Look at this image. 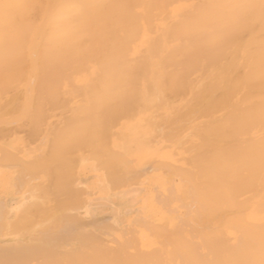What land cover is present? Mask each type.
<instances>
[{"label": "bare ground", "instance_id": "6f19581e", "mask_svg": "<svg viewBox=\"0 0 264 264\" xmlns=\"http://www.w3.org/2000/svg\"><path fill=\"white\" fill-rule=\"evenodd\" d=\"M74 86L78 87V88L83 87V88H81L83 90H84V88H86V91L88 90V92L90 89H92V90L93 89H99L98 92L96 90H94V92L92 91L93 93H90L91 91L89 93L86 92L87 94L90 95V98L94 99L96 104H98L97 101L103 102L104 100L105 101H104L103 105L105 104V102H106V105L108 104L107 102H110L109 104L113 103V105L115 103L118 104V102H120V101H122V102L126 101V103H128L129 100H134V99L136 102L137 101L139 102L140 101L139 98L149 100L150 97H154V100L156 99L158 101H161L164 104L170 103V105H169L170 109H167V110L168 111L171 110V112L173 114L170 112H166L167 110H164L166 108L162 107L163 108L162 110L164 113L172 114V116L175 115V113H176L179 117H185V116H187L188 118L191 117L190 120L192 122L189 121V123L195 122L194 125L192 124V126H194V132L192 133L191 130H189V131H191V133L194 134V135H192L194 137H190L191 133L189 135V131H188V133L186 132V129H190L192 126H188L189 128L183 126L185 129L184 130V129H182L183 127L180 125L182 127L181 128L179 126L182 129L181 132H183V133H181V134H183V136H182V138L184 137L183 139L181 138V140L180 139L177 140V137H176L175 138L176 140L175 139L172 140V138H171L172 141L175 140L174 146L172 145L173 144L172 141H171L172 143L170 141L165 142V140L169 137V135H168V137L165 136V138L163 136L162 142L160 141V144L164 145L162 148L165 147V144H163V142H165V143L169 144V145H167V147L170 146V149L172 146L173 147L176 146L179 148L181 147V150H182L183 144H184V146L189 148L188 145H191V143H193L192 139L194 138V144H192V145H194L193 146L194 148L191 145V147L194 150L193 149L191 150L190 149L191 147L189 148L191 150L190 153L187 151L186 147H183V150H182V153L184 152V149H185V153L186 152L188 153V155H187V153L186 154L184 153V157L182 156L183 159L185 158V160H186L187 156L189 159L190 155L191 154L193 155L190 158V160H191V162L194 161V163H191L190 160L187 159V161H189L188 164L190 163V165L184 164L185 161L184 160L182 161V159H180L182 157L178 158L177 154L175 157V155L172 154L173 150L167 151L168 153L172 152V153H170V155L172 154L173 156L172 155L171 156L169 155V156L171 159H173V160H171L173 162V164H174V162L176 163L175 160H177V162L184 164V165L181 164L182 167H181V169H179L180 167L177 168L176 165L174 167L170 163L171 161L167 162V164H169V165L171 164V166H170L171 172H173V169H174V171L176 168L178 169V171L177 170L175 171V172H177V174L174 172L175 179L178 178L179 176L181 178V176H182L181 179H184V180H182V182L181 181H178V182H180V187L182 185V188L184 186L185 189L189 190V191L188 190H186V191L188 192V195L189 194L192 195V197H191V195H189L190 200H192L194 197H195L194 199H196V200L193 199L194 201L192 200V203H191V201L187 200L188 203L189 202L191 203V204H188L187 202H184V200H186V198L184 197L183 198L184 204H183L182 200L180 202L183 205H186L187 207L186 206L183 207L182 204H179L180 210L185 209L184 211L186 212V214H185L186 216L190 215L189 212L191 213V211L187 212L186 208H190L191 210L193 209L192 213H195L194 215L197 216V217H195L192 214L193 218L194 217L196 218V219L194 218V220H196V221L192 222V223L196 222L195 223L196 227H194L197 229L196 230L197 232H195L196 234H191L192 235V238H191L190 234H189L190 236H188L184 233L187 231L182 232L184 230L183 226H180L177 229V232H178L179 230L181 231V228H183V230L181 232L184 233V235L182 236L181 232L179 231L177 237L182 238V237L186 236L188 238L189 237L191 238L189 240L190 243L186 237L185 238L187 240L186 239L182 240L180 238L177 240L178 241L180 240V243H183V241H184L183 244H184V247H186V248H187V246H185V245H188V246H191V248L195 247L196 249L192 248L191 251H193V252H191L190 251L191 248H187L188 249L187 252L189 251V253H191V254L186 253L185 252L186 249H184L182 251V254L184 252L185 256L183 257L181 254L182 257L181 258L178 257L177 259L180 258L182 260V259L188 257L187 259H184V260L186 262L187 261L190 262L189 260H191V262L189 264H191L192 261L194 262L192 264H264V0H16L15 7L8 9L4 15L0 16V93H2V94L5 93L8 97H10L9 93H7L8 89L13 88L10 90L11 91L13 90L16 92V90H14V88L20 87V89H21L20 92H22L23 94H26V97L29 96L32 98L33 95H30L29 92L33 91V89H35V90L38 89V90H36L37 91L36 93L33 91L35 93L34 95L36 98L39 97L38 99H40L43 97H50L53 100L55 98L54 96L58 95V98L56 97L57 100L58 101L60 100L62 102V103L60 102V104L58 102V104L60 106L62 105L61 108L59 105H57L58 109H60V111H61L64 107H66V109H68V112L70 113V111L72 110L71 105H70V104H72L71 99L73 98V96L77 95V93L74 94L73 92H75V90H76V92H79V89H80L79 88L77 91V88H75ZM62 87H65V88L62 89ZM69 87L75 88L73 90H71L72 88L70 89L73 92L69 91ZM26 88H30V89L27 90ZM31 88H33V89H31ZM57 88L59 89V91H60V89L64 90V93H65V89L67 88L68 89L67 92L70 93V94H68V96L70 95V96H72V98L70 96H69L70 98H67L65 96L62 97L63 95H66V93L63 94V91L61 90L62 92L61 91L60 92L63 94V95H61L60 92L57 90ZM140 88H142V90L143 89H147V90H146V92L144 90H143L144 92H140V91H138V89H140ZM152 89L156 91L155 94H153L154 91H152ZM4 90H7V91L5 92ZM39 90H42V91H39ZM83 90H82V93H83ZM1 91H4V92H1ZM13 91L10 92L12 95H14ZM27 91H28V93H27ZM54 91H56V92H54ZM20 92H18V94L20 96L18 94L16 96V93H17L16 92L13 97H10L11 99L10 98L4 99L5 97L4 98L1 97V94H0V98H3V99H1V100H3V102H6V104H8V102H9L10 105L12 106L14 103H12L11 101L15 100V98L17 99V97H18L17 100L18 101L21 100L20 101L21 103L19 102V105H18L17 104L18 101H17V103H15L14 106L18 105L19 107L17 106L16 108L21 109V106L25 105L28 102V99H26L25 95L22 96L23 94L21 95ZM57 92H58V94H56ZM82 93L77 95L78 97H76V100L79 98V96L82 95ZM5 94H4V96H6ZM31 94H32V92H31ZM89 95H85V96L88 97ZM83 96H84V94L81 96L82 98L80 97L79 101H76L73 98L74 99L73 100L74 106H76L78 104V106L75 108H79V106H80L83 109V106L85 105V101H86L85 96L84 97ZM22 97H25V98L22 99ZM29 97H27V98H29ZM35 97H33V98H35ZM59 97H60V99H59ZM33 98L32 99L29 98L31 103L34 101ZM56 98H55V100H56ZM63 98H64V100L62 101ZM25 99H26V103L24 101ZM44 99L46 100V98H44ZM69 99H70V101H69ZM88 99H89V97H88ZM113 100H116L115 103ZM117 100H118V102H117ZM68 101L70 102V104ZM83 101H84V103H82ZM36 102H38V100ZM36 102L35 103L33 102V103H34V105H36V108H37L38 106H37ZM47 102H48V100H47ZM79 102H81V104H84V105L81 106V104ZM122 102H120V103H122ZM171 102L183 103L186 105V106L184 105V107H186V109L183 110L181 108L182 110H178V109H180L179 107H181L180 103H178L177 108H176L175 107L176 104H173ZM33 103L30 105V107L33 106ZM44 103H46V101H44ZM139 103H140V105L142 103L145 106V104H144L145 102L143 103L142 101H140ZM139 103H138V105H139ZM21 104H23V105H21ZM51 104H52V102H51ZM51 104L49 103L48 107ZM63 104H64V106H63ZM171 104H173V105H171ZM183 104H182V106H183ZM10 105L8 106V108L11 107ZM26 105H28V104H26ZM38 105H39V103H38ZM90 105H92V104H90ZM106 105L104 106L105 111H106V109H108L110 107V106L107 107ZM127 105H130V104L128 103ZM138 105L133 106L134 109L136 108L134 110V112L136 114H139L141 110L143 111V112L141 111V113H144V108L147 106L151 107L149 105L153 106V103L146 105L143 109H142L143 105H141L142 107H141V110L139 111V113H137L138 111L136 112V110H139V108H137ZM51 106L49 107V109H47L48 107L46 106L47 110L44 108L43 109L46 110L51 115H52V111H53L54 112L53 116L55 117L54 120L56 119V117H58L59 119H61L60 121L63 122L68 118L67 117L65 120H63L64 118H61V116L64 114L68 115V112H66V109H65L66 113H64V114H61V113H63L61 111V113H60L61 116L58 113L59 111L58 112L56 111L57 114H59L58 116H56V115H54V114H56L54 110H58L57 106H55L54 104ZM100 106H102V105L98 104L95 106L97 110L94 108V106H89V107H93V109L88 107V109L91 110V111L89 110V112H91V113L88 112L89 114L88 113L85 114V116L89 115L86 117L87 119H84L85 117H83L84 120L82 118H80V117L84 116V114H82L81 116L79 115L80 116L79 119L84 121V126L81 123V120L79 121L78 119H76V120H78V121H76L77 125H78V122H80V124L78 126L81 125L82 127H85V128H83L84 131H83V129H81L82 128L81 126L79 127L78 130L75 129L76 132L78 131L77 137L79 136V140L78 139H76V140H78L79 142H77L74 139L75 137L74 138L69 137L70 135L67 133V131L65 129L64 125H66V124H64V122H63L64 125H62L63 127H61V125H60V127L62 130L65 129L64 132L67 134L65 135L63 131H61V130L60 131L62 132V136L65 135V138H66V136H68L66 138V142L68 141L67 145L71 144V143L75 144V145L71 144L70 146L68 145L69 150L73 149V151L70 150L69 154H68V155L71 154L70 156H72V157H70V159L73 158L72 153H74L75 150H78V152H79V153L75 152V154L77 153L76 155L74 154L75 157H77V155H79L81 152L82 153L85 152L84 148L87 145L89 146V141H90V146L93 144V146H95L94 148H96V149L98 148V150L101 149V148L99 149V147H102V149L100 150L101 152L109 149L112 154H110V152H108L107 155L108 154L111 155L113 160L107 159L110 156H108L105 160H104V158L99 159L100 161H98V159H96L95 161L97 163L95 164V162H94V165H96V168H99V169H97V171L98 170L100 171L101 168H102V171H103V169H105V171H103V172H105V173L108 172V174H109V171H110L109 176L113 177V173L115 174V172H118V175H119V171L121 170L120 168H122V163H123L122 160L127 155L123 154L124 158H119L120 162L119 161L117 162V156L114 154L117 152L113 153V151L111 150V149H116V148H113L115 146H112V148H110L109 143H108V141L111 142V139H109V137L114 134V130H112L113 131L112 134L111 133L110 134L107 133L105 135L101 134L100 129H102L104 124L109 125L110 122L109 123H106V122H108V120H109L108 118H110V117L112 118L114 115L113 116H111V114L107 115V114H109V112L103 113L101 111L100 112L103 114L97 113L100 108H103ZM115 106H117V105H115ZM23 107L27 108V106L26 107L23 106ZM119 107L120 108H118V106H117V109L119 110V117H120V115H122L121 117H124L122 111H125V110L121 109V108H123V107H121V105H119ZM125 107L128 108V109L126 108L127 110L125 111L126 112L125 114L128 115L127 118L134 117V115H132V114H135L134 112L132 113V111H131L130 115L128 113V110L130 111L133 109L132 108L129 109V106H126V105H125ZM164 107H165V105H164ZM24 108L21 109L22 111L20 109H19L20 111L17 110V115L20 112L25 111V114L28 117H26V115L24 113H21V114H19L20 118H21V115H22V117L25 115L24 121L26 120L27 122L32 123L30 121L33 119H36V118L32 117L33 118L32 119L29 116H34V113L31 115L30 114L28 115L27 113L30 111L31 108L29 109V111H28V109L26 111V109H24ZM75 108H73L72 113H74L75 111L78 110V109L75 110ZM81 108H79V109L82 111ZM113 108L110 107V109H112V111L114 112ZM154 108H155V106H154ZM156 108H157V106H156ZM156 108L155 109H153L152 107L149 108L148 111L153 109L152 110L153 113L147 112V113H149L148 116H147V113H144V115L142 116V118L140 120L134 117L136 120H134V122H132V124L137 122V121H140V123H141L142 119H143V124H142L143 126L146 127L147 123H150V126L148 125L146 127L147 129L144 127V129H145L144 131L146 132L145 134H147V136H149L150 133L149 132L147 133V131H149V130H153V133L155 132L154 134H152V136H154L152 139H150L151 135L149 136V139L147 138V140H146V138L142 137L143 139H145V141H144L145 146L142 148L140 147L141 151L145 147L147 149L145 148L144 151H146V150L151 151L150 150L151 147L154 151L155 145L153 147L152 144H156V145L159 144V137L158 136L163 135V133H165V132H162L163 130L161 131V128H162V126L163 127L165 126V124H164L165 122L168 125V123L170 121V118H169V120H166V119H168L167 117H169V114H167V116L164 114V118L166 117V119H164V120L159 119L158 113L156 111H154V110H156ZM174 108L176 110L175 113L173 112ZM32 109L34 110V108H32ZM39 109H41V111H42V108H38V110ZM50 109L52 111H50ZM88 109H86V110L83 109V111H87ZM145 109H147V108H145ZM92 110H93V112L95 110L94 113H97L98 115H100V117L97 116V114H94L92 112ZM18 111H19V113H18ZM41 111H37V114L40 113ZM63 111H64V109H63ZM1 112L2 111H0V113ZM42 112L40 113L41 117H43L45 114V111L43 114H42ZM47 112H46V114H47ZM113 112H110V113H113ZM116 112H117V110H116ZM154 112H156V113H154ZM83 113H86V112H83ZM151 113L153 115L156 114L155 119ZM104 114H106L109 117L106 116V119H108L107 121L104 118L100 119V120L105 121V123L103 124V123H101L100 120H98L96 118L97 117L102 118L101 116L102 115L104 116ZM115 114H117V113H115ZM150 114L153 116V117L151 116L152 119L157 120V121H154L155 124H154L153 120H151ZM179 114H181V115H179ZM183 114H184V116H182ZM75 115H78V114H75ZM91 115L94 117V118L92 117V119H94V121L91 118L88 120V117H91ZM141 115H140V117H141ZM53 116H49L50 118L48 117L49 119H46L45 122L47 124H48V122L50 123L51 122L50 120H53L52 119ZM8 117H10V116H8ZM39 117H40V115H39ZM75 117H77V116H75ZM114 117L112 118V119H114V121L111 118H110L111 120H109V121H111V123H113L112 124L113 126L112 125H109V126L105 125L103 130L106 129V126L109 127V130H110V128L111 129L115 128L114 124H117V122L119 120H117V122H115L116 119ZM116 117H117V115H116ZM146 117H148L150 120L148 119L149 120L148 121ZM27 118L28 119L30 118L31 120L29 119V121H28ZM58 118L55 121L53 120L51 122L52 126H54L53 124L57 121L59 124H61L60 121L58 120ZM157 118L160 121H158ZM173 118H174V120L176 118V121H175L176 123L178 122V124H182V125H184L183 122H181L182 120L188 121V119L185 118V119H181V121L179 122L177 120L180 118H177V117H173ZM4 119H5V117L3 119L0 118V121L1 120L3 121ZM117 119H119V118H117ZM124 119H126V118H124ZM9 120H11V119H9ZM42 120H43V118H42ZM129 120L130 119H128V121ZM132 120H133V118H132ZM144 120L147 122L145 123ZM36 121H38V120H36ZM40 121L38 123L40 127H41V125L42 126L45 125L46 127L50 126L49 129H51V123H50V125L48 124L49 126H47V124L44 121H42L41 123H40ZM66 121H68V120H66ZM90 121H91L92 125H91ZM126 121L127 120H125V122ZM128 121L126 124H125V122H122V125L125 124L127 126L130 122V121L129 122ZM161 121L163 122V125L161 124ZM187 121L185 122L186 125L188 123ZM11 122L6 121V123H4L5 127L3 126V124L1 125L5 129V133L2 134V136L5 135V136H3L4 138L7 135L6 133H8V134L11 133L10 132L11 130L9 132H7L9 129H12V126H14V122L13 121H11ZM88 122H89V124H88ZM8 123H9V125L11 123V125L9 127L7 125V127H6V124H8ZM58 123H56V125ZM65 123L68 124L69 121L65 122ZM95 123L98 126L95 125ZM189 123H188V125H191ZM20 124H21V122H20ZM20 124H18V125H20ZM26 124H28V123H26ZM33 124H34L35 128L38 126V124L36 122ZM33 124H30V125H33ZM118 124H119V122H118ZM170 124L171 123H169L170 127L173 126ZM15 125H17V123H15ZM30 125H29V127H31ZM72 125H73V123H72ZM88 125L90 126V128L88 127ZM129 125H131V124H129ZM167 125H166V127H167ZM20 126L17 128L18 130H21L24 125L21 127ZM74 126H75V124H74ZM93 126H94V128H93ZM151 126H154V128H152ZM169 126H168V128L164 127L163 129H164V131L170 132V135H171V133H173L174 131H169V129H171ZM29 127H28V129H29ZM66 127H67V125H66ZM149 127H150V129H149ZM155 127H157V128H155ZM15 128L16 127H14L13 129L17 130ZM19 128H21V129H19ZM24 128H26V127H24ZM42 128H44V127H41L40 129H42ZM120 128H122L123 130ZM120 128H119V130H122V132L121 131L119 132V130L117 131L115 129L116 132L119 133V136H121L120 134L123 133L124 130H126L124 132L127 133V135H129L128 133H131L130 131L127 132L128 126L127 127H125V126L121 127L120 126ZM158 128L160 130H157ZM13 129H12V132H13ZM31 129H29L30 130L29 132H30V136L32 137V136H35V134H34L33 130H32L33 133L31 132ZM36 129H38V127ZM85 129L88 130V132H90V133L92 132V133L91 134L89 133V135H88V132ZM89 129H91V131ZM94 129L95 130L98 129V132H100L99 135L100 134H101V136L104 135L103 136L104 138L97 135L98 132H97V130L95 131ZM154 129H156L158 132L159 131L160 132L158 133L156 130L154 131ZM18 130L16 133H19ZM27 130L25 129L22 131L25 132ZM81 130L83 132L86 131L84 134V137L86 139L84 137H81L82 136ZM133 130H135V129L133 128ZM133 130H132V134L135 135L136 130L134 132H133ZM40 131H43V130H40ZM57 132H58V130H57ZM20 133H23V132H20ZM125 133H123V134H125ZM160 133H162V134H160ZM178 133L176 132V135H179L178 137L180 138V132H178ZM11 134L8 136H12ZM13 134L15 135V131L13 132ZM41 134H43V133H41ZM115 134H114L113 138L118 140L119 137H117V134L116 135ZM187 134L189 135L188 138H192L191 139L192 141L189 140V142H187L189 144L186 145L184 142V139L187 137ZM0 135H1V131H0ZM26 135H28V134H26ZM26 135H23L24 139H25ZM108 135H109V137H108ZM36 136H35V138L33 137L32 139L37 144L30 137L31 141L28 143L26 142V143L29 145L31 143L33 144V142H34V146L32 144L30 145V146H33V148L28 146V145L26 146V143H25V144H23L24 145L23 147L22 146L19 147L21 149V151H23L26 147H30L33 150L36 149V146L40 145V141L42 143V140L45 139L44 138L45 135L43 137L38 136L39 139H37ZM71 136H73V135H71ZM88 136H92V138L88 137ZM132 137H131V139H132ZM4 138H3V140H4ZM6 138H9V137H6ZM80 138H82V139H80ZM83 138H84V140H83ZM121 138H124L126 140V143H127V140H130V139H126L125 135H122ZM139 138H141V137H139ZM154 138H155V140H153ZM188 138H186V141ZM0 139H1V136H0ZM28 139H29V137H28ZM70 139H71V141L69 142ZM95 139L97 140V142ZM98 139H100V143H99ZM107 139H108V141H106ZM25 140H27V139H25ZM37 140L39 141V143L37 142ZM85 140H87L88 142ZM102 140H103V142L101 143ZM150 140L151 141L153 140V143ZM168 140H169V138H168ZM49 141L48 142L43 141L45 144L48 145L47 146L48 149L46 147V150H49V152H51V149L55 151L57 144L53 143V139H52V143H51L50 138H49ZM92 141L94 143H92ZM104 141H106L107 143ZM154 141L157 143H155ZM178 141L181 144L176 145ZM181 141L183 142V144ZM76 142L77 143L82 142L83 145H80L79 149H78V146H76L77 145ZM146 142H148V143H146ZM4 143H6V142H4ZM50 143L55 144V145H49ZM119 143H121V142L119 141ZM133 143H131V145ZM99 144H100V146H98ZM41 145H40V149L43 150V148H41L42 147ZM105 145H107V146H105ZM110 145H111V143H110ZM114 145H115V143H114ZM131 145L129 146V144H128V147H127V144H126V147L129 149V147H131ZM72 146H74V147L72 148ZM103 146L108 147V148L103 149ZM149 146H150V149H148ZM37 147H39V146H37ZM51 147H53V148H51ZM69 147H71V148H69ZM75 147H76V149H75ZM81 147H83V148H81ZM134 147H135V145H134ZM134 147H133V149H134ZM159 147H161V145L160 146L158 145V148H156V147L155 148L159 150L160 149ZM19 148L14 149V151L17 153V157H18V152L20 151ZM30 148H29V151H31ZM136 148H137V146L135 147V149ZM0 149L2 150V152H3V150H6V149H2L1 146H0ZM16 149H17V151H16ZM37 149H36L37 152H39V151H41V152H39L38 154H37V152H35L37 155L34 154V152H32V155H34V156L30 157L31 155L29 154L30 155L29 160L27 159L29 157L21 156V157H25V159H27L24 162H26V161L30 162L31 161L32 165L34 164L35 161L38 162V164L35 162L36 164H34L32 166L35 169L32 167H29L30 165L27 164L28 162H26L27 166H25L23 164L24 162L22 163L21 159L16 158V156H15L16 153L14 151L13 152L15 154L12 153L10 156V153H9V157H8V159H10V161H12V164H13L12 167H14V165H16V164L18 166L21 164L19 167L17 165L16 166L18 168L21 167L22 169H24L21 171V168H20V171H19V169H17V167L15 166L19 172L17 171L18 172L17 173L15 171L17 173V175H15V178L13 177L14 179L12 181L13 182L12 184L18 186L19 182L21 181L20 177H22L21 182H23L24 184L22 185V183H21L20 185L25 187V185H26L25 183H27V185H26L27 189H25L26 187L23 188V190L25 192L18 193V195L25 193L26 195H24L22 197V199L23 198L24 199L29 198V200L31 201L32 204H33V201L31 200L32 199L31 194H33V192L35 191V193H37V195H38L37 190H40V187L42 188V185H40V187H39V185H35L36 182L38 181V180L37 181H35V180L38 178H34L32 175L34 173L36 174L37 172H40L38 170L43 168L39 162L40 161H43V162L47 161V163H45V162L43 163L44 168H46L45 166H47L48 163L52 159H53V161H54V159L57 160V162L60 160L57 156H53L52 152L49 153L48 151L47 152L45 151L46 152L45 153L44 151H42L40 149L37 150ZM80 149H81V152H80ZM86 149H88V148L86 147ZM89 149H92V148L89 147ZM117 149H118V147H117ZM176 149H174V151ZM1 150H0V152H1ZM25 150L28 151V148H26ZM158 150L157 151L155 150L156 156L158 155ZM161 150H163V149H161ZM164 150H165V148H164ZM166 150H167V148H166ZM181 150L179 149V151H181ZM7 151L12 152L9 149ZM29 151H28V153H30ZM117 151L119 152L120 149H118ZM138 151L139 150L137 148L136 151L132 150V153L136 154L135 152H138ZM160 151H159V153H160ZM192 151H193V153H192ZM42 152L45 154H43ZM55 152L57 153V151H55ZM129 152H131V151L129 150ZM167 152L165 151V154H167ZM142 153H140V154H142ZM148 153H150V152H148ZM3 154H5L6 156L8 155L6 153H2V155ZM48 154L49 155L52 154L53 157H48ZM121 154H122V152L120 153V155ZM140 154H137V155H139V158H138L139 160L137 159V161H141L140 160ZM23 155H24V153H23ZM40 155L42 157H40ZM45 155L47 157H44ZM81 155H84V153ZM151 155H149V157H148L149 159H152V160H150V162H154V160H155V163L158 164L159 167H161V168H157L155 166L156 168L154 167L155 168L154 170L159 169V171H160L162 168H164L163 172L167 171V173L171 174L170 176H172L173 173H170V171L168 172V170H170V169L168 167H167L168 169L166 168V166H167L166 162H165V164H164V162L161 164L159 161H156L157 158L154 159L156 157V156H154L155 154H153V156H154V157L152 156L153 158H150ZM85 156L87 157L86 154H85ZM89 156H90V154H89ZM89 156H88V159L85 157L87 162L90 159ZM163 156H165V155H163ZM166 156H168V155H166ZM36 157H40L42 159L38 158L37 160H39V161L34 160V159H36ZM98 157H99V155H98ZM141 157L144 159L143 155ZM174 157L176 158L175 160H174ZM82 158H84V156ZM82 158H79V159L82 160ZM85 158H84V160H85ZM100 158H101V156H100ZM74 159L75 158L71 159V161L73 162V163L72 162L71 163L73 165L75 164L74 166H71V168L72 167L74 168V172H73V169L72 170L70 169V173H68L69 170H68V172L66 171L64 173V170H65L64 167L62 169V167L59 168V166H56V168H57L56 169L55 168L56 161H54L55 163H53L51 161L53 164H55L53 166V165H51V163H49L50 166H47V169L49 167V168H51V170L45 169V170H43L44 172H40V173L45 174L48 171V173H47L48 177L47 176H46V178L42 177L43 178L42 181L43 180L47 181L46 179L50 178L49 184L51 183L50 181L56 182V184L52 182L53 185L51 184V188H52V186L58 187L61 183L60 182L58 183L57 181L61 180L60 178H62V173L61 172L59 173V176L61 174L60 178H55L56 175L55 174L52 175L51 173H52V171L53 172L55 171V173H58L60 171V169H62L61 171H63V174L65 175V176L63 175L65 177V180L67 181L68 177H70L73 173V178H75L74 179V182H75V180L77 178L74 177V173H75V171L77 172V170H78L77 165H78V162H80V160L78 161V158H77V160H74ZM179 159H180V161H179ZM192 159H194V160H192ZM16 160L18 161V163ZM33 160H34V162H33ZM101 160L103 161L104 164L101 162ZM0 161H2V159ZM105 161L106 162L109 161V163H106ZM143 162L146 163L145 161H143ZM0 163H2V162H0ZM58 163L61 166H63L62 163H60V162H58ZM82 163H83V161H82ZM98 163L105 165V167H103V165L101 166L100 164H99L100 166L98 165L99 167H97ZM129 163H127L128 166L127 165H123V166L124 167L126 166V168L129 171L128 172L129 174L135 175L134 169L132 170L133 167H131V166L129 167ZM144 163L142 165L140 164V166H142V167L144 166L143 167V168H145V169H143L144 173L145 172L149 173L150 168L147 171V168H146L147 164L145 165ZM45 164H47V165H45ZM91 165L93 167V163L92 164L90 163V166ZM130 165H131V163H130ZM186 165L190 166V168H189L190 170H191V166H192V168H194V173L191 172L189 169L187 171V172L193 173L194 176H192V174H189V173L186 174L187 172L184 173L185 171L183 170V168L185 169ZM193 165H194V167H193ZM6 166H7V164H6ZM106 166L109 167L108 170H107ZM118 166H120V168ZM152 166H154V163ZM183 166H185V167H183ZM188 166L186 168H188ZM4 167L1 166L3 171L6 168V167L5 168ZM8 167L10 170L12 169L9 165H8ZM89 167H87L88 170H89ZM112 167H115V168L112 169ZM117 167L120 169L119 171H117ZM148 167H150V166H148ZM27 168H28V170H27ZM52 168H53V170H52ZM75 169H77V170H75ZM6 170H7V168H6ZM49 170H50V172H49ZM94 170H96V169H94ZM112 170L115 172L112 173L111 172ZM26 171L27 172L29 171L30 173L32 171H36V172H32L30 175V173L29 172L27 173ZM23 173L25 175L26 174L27 175L25 176ZM40 173L39 174L37 173V174L39 176H42ZM91 173H93V172H91ZM105 173H104V175H105ZM111 173H112V175H111ZM121 173L119 176L118 175L115 176L116 179H114L115 177L114 178H108L107 177L108 174H107L106 175L107 182H109L108 180H110V179L112 182H113V180L114 181L118 180L120 183L128 180V179L124 180L123 175H121ZM144 173H143V175H146ZM182 173L188 179L194 178V181L186 180V178L184 177V175ZM28 174L32 177L31 180H30L31 177H29ZM96 174L98 175L97 172H96ZM138 174H136L135 177H137ZM66 175H68V177H66ZM139 175L141 176V178H143L142 174H139ZM174 175H173V177H174ZM27 176H28V179H26ZM93 176H92V178L95 177V176L94 177ZM149 176L147 175V177H149ZM154 176L155 175H153V177ZM188 176L189 177L191 176V177L189 178ZM106 177H101V178H106ZM117 177H119L120 179ZM52 178H53V180H52ZM73 178L72 177H71V179L69 178L70 183H68V182L67 183L70 186L67 185L68 187L66 186L65 187L66 189L74 186L72 184V183H74ZM138 178H140V177L138 176ZM144 178H145V176H144ZM23 179H26L28 182H26V181L24 182ZM54 179H57V181L56 180L54 181ZM97 179H98V177H97ZM65 180L63 178L61 181H64L63 183L66 184ZM131 180L132 179H129L130 184H132V183L136 184L137 181L135 182L134 180H132V181ZM146 180L147 179H145V181ZM14 181H16V182L18 181L17 182L18 184H16V182H14ZM29 181L34 182L33 183L34 185H31V187H30ZM103 181L105 182V179ZM103 181L97 180L96 181L97 186H95V184H94V186H95L94 188L99 189L98 194L100 195L99 196L100 199L98 200L99 201L98 203L97 202L95 203L96 204L95 207H91V208L88 207V209L86 208L87 210H89L87 212V215L92 217V218L111 220L110 222H112L113 226L116 229H118L119 231H123L124 228L126 227V225L130 224L131 217H129V215L131 213H134L135 211H137L139 214L143 215V214H145L147 207L145 205L139 206V200L141 201V198H139V194H140L139 191L138 190L129 191L130 189L125 184V182H124V185H126L125 187H127L128 190L126 189L127 191L121 190V191L115 192V191H110L111 188H115V186L111 187L113 184H116L115 182L109 184V186H108L109 189H108V187L106 188L104 186ZM118 181H116V182L118 183ZM150 181H152V180H150ZM150 181L148 183H150ZM165 181H166L167 185H169V186L172 185V187H173L174 183L170 182L172 184H169V181L167 182V180L164 179V182ZM183 181H187L186 182L187 186ZM190 181L192 184L195 183V185H191ZM38 182L40 184L44 185V183H41L40 181H38ZM142 182H144V181H142ZM178 182H176V183H178ZM129 183H128V185H130ZM145 183H147V181ZM57 184H59V185H57ZM65 184L64 185L62 184L63 186L61 185L62 187H60V188H63L65 186ZM75 184H76V182H75ZM140 184H142V183H140ZM0 185L4 191V188L7 186V183L4 181ZM13 185H12V187H14ZM116 185L119 187L122 186L119 184H116ZM138 185L139 184H137V187H140V185L139 186ZM144 185H146V184H144ZM34 186H35V188L38 186V189L36 188V190H35ZM82 186H83V184H82ZM82 186H81V184H80V186H78L81 193L79 191H77L78 190L77 187H74L73 192H75V196L78 195L77 197L73 196L71 193L72 191L71 192L69 191L71 189H69L68 192H70L71 194L68 193L69 195L67 194L66 197H68V199H69L70 196L72 195L76 199L73 200L74 202L71 201L70 203H69L70 200H68L66 205H65V203L62 205H64L68 209H71V206L74 205L75 203H77V198H79L78 192L82 195V193H84V190L86 189V187L83 186L85 189L82 191V189H81ZM117 186H116V188H117ZM143 186H141V187H143ZM147 186H149V184ZM147 186H144L143 189L147 188ZM169 186H165L166 189ZM28 187H30L31 189ZM32 187H33V189H32ZM172 187L170 186L169 188L172 189ZM174 187H173V190L176 189ZM189 187H190V189H189ZM21 188L18 189L16 187V189L13 188L12 190L15 189L14 193H16L17 189L19 192L21 190ZM44 188L46 190L43 188L42 189H43V192H45L44 193L45 195H43L42 192H39V196H41V195L47 196L48 195V194L46 195L47 191L50 190V189L49 190L47 189L48 185H47V188L46 187H44ZM65 188L60 189V190H57V188H56L54 190V191L57 190L59 192L62 191V194L60 193L59 195H55V193H57V191L56 192H54L53 190L52 191L50 190L51 192L49 191V195L54 192L53 193V200L55 201L54 204L55 203L56 204L61 203L59 200H62V199L60 198L58 200V197H60V196L64 197V195L66 194ZM131 188H133V186ZM151 188L153 191H155V189H156V188H153L152 186H151ZM91 189H93V188L91 187ZM170 189H167L166 191H168ZM72 190H73V188H72ZM90 190H88V191L90 192ZM165 190H163V191H165ZM179 190H178L179 194H180V192L182 194L183 193L182 189H179ZM191 190L193 192H191ZM40 191H42V190H40ZM88 191H85L86 195L87 194L89 195ZM163 191H160V192H163ZM166 191L162 193V198L165 195L168 196V197L165 196L164 197L165 199L171 198L169 195L171 194L172 190L170 191V194H167ZM95 192H96V189H95ZM97 192H98V190H97ZM155 192H153L154 193L153 198L155 197L154 195L158 196V194L157 193L155 194ZM172 192L175 193L174 191H172ZM14 193H13V195H14ZM63 193H65V194H63ZM76 193H77V195H76ZM164 193H165V195H163ZM173 193L171 194V196L174 195ZM96 194H94V195H96ZM141 194L143 195V192ZM146 194H144V195L146 196ZM86 195L84 194L82 196L85 197ZM94 195H93V197H94ZM29 196L31 197V199ZM50 196L52 198V195H50ZM72 196L70 199H73ZM89 196H91V195H89ZM175 196L176 195H174V197ZM182 196H183V194H182ZM54 197H57V199ZM66 197L64 198V200L67 199ZM51 198H48V199L43 198L45 200H43L42 203H44L43 207H45L44 209H46L47 215L49 216L50 214H48V213H50V211H51L52 214H54V216H55L54 217L55 220L53 219V216H51L52 219H50L51 217L49 216L48 217L49 220H52L53 222L56 221V223H57L56 216L58 215L57 219L60 222L61 220H59V217L61 218V216H59V215H61V213H63V212L59 208L58 205L56 206V204L55 205L52 204L53 202H52ZM164 198L162 200L161 199H159V200L164 201ZM22 199H21V201H23ZM80 199H81V201L83 200V202H85V200L83 198H80ZM80 199H78V201ZM88 199H89V197H88ZM180 199H182L181 196H180ZM40 200H42V197ZM46 200H48V201L50 200L52 202L51 203L49 201V204H48L50 206V203H51V207L47 208L48 205H46V203H47ZM145 200L147 201V199H145ZM1 201H3V200H1ZM30 201H29V203L26 202V205L29 206ZM57 201H58V203H57ZM89 201L86 202V204L90 203ZM166 201L159 202L160 204H157L158 202H156V204L159 205L162 210L166 209V210L170 211L169 206L167 207L166 204L171 200H169L167 202ZM23 202H25V201H23ZM193 202H195V203H193ZM72 203H74V204H72ZM79 203H77V204H79ZM163 203H166L165 204L166 206H164ZM77 204H75L74 206L78 208L80 206V204L79 205H77ZM91 204H93V203H91ZM68 205H70V207ZM2 206L4 207V205H2ZM2 206L0 207L1 209H2ZM13 206L16 207V205H13ZM13 206H11V207H13ZM30 206H31V204H30ZM33 206H34V204H33ZM52 206H55V207H53V209H52ZM23 207H24V205H23ZM56 207H58L57 209L61 210L60 214H59L60 211H58L57 209H56L58 211L57 215H56V211H54L55 213L53 212V210ZM75 207L72 206V210ZM84 207H86V205ZM164 207H167V208H164ZM79 209H80V207H79ZM194 209H196L195 211L197 212V215H196V212L194 211ZM2 210H0V212H4L6 214L8 213L6 211H9V210H6L5 208L3 211ZM13 210H15V209H13ZM22 210L25 211L26 207H24V208L21 207L20 211L24 212ZM36 210L37 209L32 207L31 210L28 209L29 212L25 211L28 213L27 215H29L30 211H32V214H30L32 216V218L30 216L28 217L25 214L24 216H27V217H25V220H24V221H26L25 224H24V222H21V220H19L20 221L19 225H20V223H22V225L24 224V226L27 227V225L29 226V224H30V222H28V224H27V221H31V223H33L35 225L38 222L36 226L31 224V227L29 226L30 228L29 227H27V228H29V230L31 229V231H32L33 230L32 227L33 228H34V226L37 227L40 224V229L36 230V231L40 230L39 232H37L39 234L42 231L41 224H43V226H44L42 228H45V225L47 226V224L44 220L42 221V218H44L45 216L41 218L39 216V213ZM166 210H164L165 214L169 213ZM20 211L18 210V214L16 216V217H18V219L21 218L19 216V214L20 215L22 214ZM152 213H155V212H152ZM152 213L150 210V214H152ZM182 213H183V211H182ZM1 214H0V221L4 218V214L2 216H1ZM64 214L68 216L69 213L67 212ZM83 214H85V213H83ZM170 214L172 215L171 212H170ZM170 214L168 217H170ZM33 215H34V218H33ZM162 215L163 214H161L159 217L163 218ZM181 215H182V217L185 216L183 214H181ZM21 216L23 217V215H21ZM81 216H83V215H81ZM81 216L79 218H81ZM136 216L138 218H140L139 217L140 215H136ZM136 216H135V218H136ZM153 216H155V215H153ZM36 217H37V219H35ZM150 217L152 218V216H150ZM166 217H167V215H164V218H166ZM39 218H40V220H39ZM138 218L136 220L133 218L134 220L132 219L133 220L132 223L133 224L137 223L134 225H137V226L139 225L138 227H141L142 225L146 226V224L148 222L145 221L144 219L147 220V218H149V217L144 218V219L140 218L142 221L144 220L143 224H141L142 222L140 221V219L138 220ZM164 218L162 219V221L164 220ZM15 219L17 220V218H15ZM70 219L71 218H69V222L73 223L74 221L71 222ZM166 220H167V218L164 220V223ZM177 220H180V219H177ZM83 221H84V226H85V221H88V220H83ZM148 221H150V220H148ZM160 221L158 222V224H161ZM1 222H0V226H3L1 224ZM42 222H44L45 225ZM90 222H92V220ZM90 222H87V224L88 223L90 224ZM110 222H108V224L105 223V225L107 224V226H109ZM180 222L183 223V220ZM187 222L189 223V221H185L184 223L187 224ZM98 223L101 224L102 222H97L95 224L97 225ZM164 223L161 226H163ZM166 223H167V221H166ZM166 223L164 225V228L166 226ZM3 224L5 225L4 222H3ZM10 224H11V227H13V224L12 223H10ZM62 224L65 225L66 223L63 221ZM62 224H61V227L63 228ZM149 224H152L151 226L152 227L154 226L155 228H157L159 226L157 224V222H156L157 225L155 223H152V222L151 223L149 222ZM6 225H7V223H6ZM19 225H17L18 227L15 225L16 228H18L15 230H14V228L10 227L14 232L11 229H10L11 231L8 229H6V231H8V233L18 232L20 234V235L18 234V237H20L22 235L21 234L22 231H20V230H23V232H24L22 236H24L25 233H28V232L31 233L29 230L27 231V228H25L24 226H23L24 227L23 228L22 225H20V226ZM90 225L92 226V224H90ZM167 225H168V223H167ZM66 226L67 225H65L64 228H67ZM82 226H83V223H82ZM144 226H142L141 228H143V229L145 228L144 230H146L149 235L151 234L150 237L153 236V234H152L153 230H157V229L161 230L160 232L162 234H169V237H170V234L175 235L174 234L175 232L173 231L174 230L173 227H171L172 232L170 229H169L170 231L168 230V232H167V229H166L165 230L166 233H165L163 231L164 229L160 228V226L157 229H154V227H153L152 232H151V228L148 227V224L146 226L147 228ZM19 227H20V230H19ZM128 227L129 228L126 227V229H127L126 237H127L128 243L125 242L126 243V244L124 243L125 245L123 244L124 241H122V243H121V244H123V248H124V246H127L126 247L127 250H125V252L127 251V253H125V254H127V255L129 253H131V254L135 253L136 255L142 254L143 257L142 256L137 257L134 254L131 256L129 255V256L130 257L136 256V257H134L135 261L136 260L138 261L139 259L144 260L146 258V261L145 260L144 261L147 262V263H144V261H142V262L138 261L136 264H139V263L140 264H155V263L157 264L158 263V262H156L157 258L159 261V257H163L164 255L169 256L170 254H172V255H170L171 256L170 258L175 257V256H173L174 253L167 252V249H169V247H168L169 245H168L167 241H165L164 239H163V241L160 240L162 242V244H164L162 246V248L164 250L163 249L161 250V248H160L162 244L161 245L158 244L160 241H158L157 243L153 242L154 244L152 243L153 245H151V247H154V245L155 246L159 245L160 246L158 249L159 252L157 250L154 251L153 249L150 250V248H149V251H150V253H149L148 250H144V248H145L144 247L142 249L144 251V253H145V251H147L150 254V255H147V253H145V256H144L143 252H141L142 251L141 248H138L139 247L138 245H137L138 246L137 250H139V251L141 250L140 253L139 252L138 253L133 252L134 250L132 252H129L128 249L129 248L131 249V247L128 244L133 242L132 245H135L134 242L137 241L139 238L137 240L135 239V241L134 240L131 241L133 238H137V236L134 235L136 233V230L130 229L131 226H128ZM166 227H168V226H166ZM47 228L49 229V231L52 230V227H50V228L46 227V229ZM148 228L150 229V231L148 230ZM60 229L61 228H59V231H55V232L61 233ZM187 229H190V228L185 227V230H187ZM16 230H18V231H16ZM45 230H43V231H45ZM61 230H64V229H61ZM36 231H35V233H36ZM46 231H45L44 236L48 235V233H46ZM69 231H70V229H69ZM65 232H67V234L61 233L62 235L61 234H56V235H58V236L61 235L60 238L62 239V241H66V240H64V238H66V236L64 237L63 235L68 236V231L66 230ZM65 232H63V233H65ZM70 232H69V234H70ZM88 232H92V231H88ZM88 232H87V235L91 236L90 235L91 233L89 234ZM124 232H126V230H124ZM128 232L130 233V235L128 234ZM177 232H176V234H177ZM51 233H52V231H51ZM76 233H79V232L77 231ZM52 234L50 236H54V233H52ZM71 234L69 235V238H70ZM75 234H72V235H75ZM94 234H96V233L94 232ZM122 234L124 235L123 232H122ZM155 234H158V233H155ZM141 235L142 234H140V237H142ZM159 235H161V234H159ZM159 235H157V236L159 237ZM179 235H181V236H179ZM42 236H43V233H42ZM83 236H86V235L84 234ZM43 237H42V239H44ZM54 237H56V236H54ZM54 237H52V239H51L52 242L54 240L53 239ZM113 237H115V236H112L111 238H113ZM129 237L131 239H129ZM165 237H166L165 239L167 240L168 239L167 235H165ZM175 237H176V235L174 236L175 241H173V242L176 243L177 245H180L177 242ZM45 238L47 239V236ZM172 238H173V236H172ZM195 238L197 239V242L195 243V245H191V244H194V242L191 240L194 239L196 241ZM28 239H30V238H28ZM36 239L38 240V238H36ZM77 239H78V237H77ZM101 239H104V238H101ZM109 239L110 238H108L106 240H109ZM32 240H33V237H32ZM80 240H77V242H79ZM115 240H117V239H115ZM154 240L157 241V238ZM40 241H42V240H40ZM48 241H46V242H48ZM62 241L60 240L61 244H62ZM85 241H86V239H85ZM90 241L93 242L92 239ZM150 241H152V240H150ZM30 242H31V240H30ZM34 242H37V241H33V243ZM46 242H44V243H46ZM60 242H58V243H60ZM94 242L96 243V239ZM107 242H109V241H107ZM107 242H105V243H107ZM17 243H18V246L20 247L21 242L19 243L17 241ZM17 243L13 244V246L18 247L16 245ZM28 243H29V240H28ZM83 243L84 242H82V244ZM114 243H118V241H116ZM135 243H137V242H135ZM138 243H142V242L138 241ZM21 244L24 245L25 243H21ZM85 244H86V242H85ZM87 244H88V242H87ZM169 244H170V242H169ZM2 245H0V247H2ZM56 245H59V244L56 243ZM147 245H148V243H147ZM171 245H170L171 249H174V248L177 249L178 248L177 245H176V247L171 246ZM9 246H10V244H9ZM9 246L7 247L5 245L6 249L9 248ZM11 246H12V244H11ZM11 246H10V250L9 249H7V250L11 251ZM60 246L61 245H59V247ZM118 246H121V245L118 243ZM182 246L183 245H181V248L179 247L180 249L175 250L176 251L175 253H177L179 250L181 251V249H183ZM16 247L14 249L15 251L13 250L11 255L15 256V254H13V253L17 252L16 250L18 248H16ZM33 247L35 248L36 246H33ZM107 247H108V245L106 246V248L105 247L104 248L107 249ZM110 247H109V249H110L109 251L110 252L112 251L111 253L114 254L113 250H111L112 248H110ZM12 248H14V247H12ZM23 248H24V246H23ZM102 248H100V249H102ZM119 248L121 249V247H119ZM3 249H1V250H3ZM27 249H29V245H28ZM88 249H89V251H93L92 249L90 250V247L87 248V250ZM194 249L196 250V252H194L195 251ZM1 250H0V252H1ZM7 250H3V251H5L6 255H5V258L3 255L2 261H4V259H6V256L8 253V252H6ZM31 250L29 249L28 251H30V253H31ZM34 250H32L33 253H31V254L28 253L29 255H34V257L32 256V259H30V257L29 258L27 257L28 254H25L26 256L25 255L24 256L27 257L28 259H30V263L38 264L39 263L38 261H36L37 263L35 261L31 262L32 260L36 259L37 255L39 253L37 250H35V253H37V255L35 257ZM39 250H42V249H39ZM3 251L1 252V254H5V253H3ZM47 251L48 250L44 251V253ZM53 251L55 252V250H53ZM94 251L92 253H94ZM102 251H103V249H102ZM109 251L106 250V252H108V253H109ZM162 251H163V253H161ZM60 252H61V250L59 251V253H58L59 255H57V256H55L56 254H53L50 252L52 254L51 256H53L54 258L50 257L49 260L47 259L48 261H50V262H48L46 260L47 263L45 261V258H48V257H46V256H45V258L41 257V258H43L42 260L40 258H38V259H40L41 261H44V262L40 261L42 264H51L52 260H54L58 256L62 255ZM104 252H105V250H104ZM47 253H49V252H47ZM152 253L154 254L153 256H155V255L157 256L160 254H161V256H157V257L155 256L152 258V257H150L152 255ZM8 254L10 255V253H8ZM39 254H41V253H39ZM43 254H42V256H43ZM66 255H68L67 260H66L65 256H62V257H65V259L62 257H58L55 260H58V259L59 260L63 259V260L60 261L61 263L59 262V260L56 261L55 263L56 264H63V262L65 260H66V262H68L69 259H71L70 256H74V257H72L73 259H71L70 261H72V260L75 261V257H76V261L77 260L80 261V259L82 261V258H78V257H80V255L76 256L75 253H73L71 255L66 253ZM94 255H98V254L94 253L93 258L91 257L92 254L89 256L91 257V259H94L95 258ZM102 255H103V253H102ZM116 255H115V257L117 258ZM186 255H187V257H186ZM189 255L191 258H189ZM16 256H17V254H16ZM119 256L120 255L118 254V258H119ZM165 256L163 258H160V260H161V262H159L160 264L161 263L167 264V263H164V261H163V259L165 260V258L168 257V256L167 257H165ZM194 256H195V258L193 260ZM38 257H40V256H38ZM98 257H101V256L99 255ZM115 257L113 259L116 260ZM133 257L132 258L128 257V259H133ZM0 258H2V257H0ZM106 258H104L103 261ZM10 259L11 258H9L8 260L10 261ZM19 259H21V261H22V259H24V257L19 258ZM19 259H16L15 262L20 263ZM110 259L111 258L106 259V261H104V262H107V260L110 261ZM147 259H151L150 260L151 262L147 261ZM180 259H179V261H180ZM26 260H27L26 258L23 260L24 264L27 263V262H25ZM85 260L87 261V259H85ZM95 260L99 264L98 258L97 259L95 258ZM115 260H114V262H113V260H111L110 264H112V263L117 264V261L115 263ZM120 260H123V259H120ZM168 260L171 261V259H169V257H168ZM2 261H0V263ZM103 261L101 262L102 264H103ZM124 261L125 262L127 261L126 263L132 264V261H130V260L126 259ZM152 261H153V263H152ZM169 261H168V263H169ZM173 261L174 262L176 261V257L174 258ZM4 262H6V264H7V261H4ZM4 262L1 264H5ZM77 262L76 263L73 262V263L77 264ZM41 263H39V264H41ZM70 263L71 262H69V264ZM177 263H175V264H177Z\"/></svg>", "mask_w": 264, "mask_h": 264}, {"label": "rangeland", "instance_id": "374dc122", "mask_svg": "<svg viewBox=\"0 0 264 264\" xmlns=\"http://www.w3.org/2000/svg\"><path fill=\"white\" fill-rule=\"evenodd\" d=\"M74 87H75V86H74ZM74 87H69V91H70V92H73V91H71V90H73V89H75V88H77V91H78V89L80 88V89H79V92L81 91L80 93H79V92H76V90H75V92H73V93H74V94L77 93V95H79V94L82 93V90H83V89H81V88H83V87H79V88H78V87H75V88H74ZM63 88H65V87H62V89H63ZM67 88H68V87H67ZM67 88H66V89H67ZM71 88H72V89H71ZM7 89H8V88H7ZM10 89H13V88H10ZM10 89H8V92H7V93H9L10 97H13V96L15 95L16 92H17V93H16V96H17L18 92L21 91L20 87H15L14 90H16V92L12 90L13 93H14V95H12V94L10 93V92H12ZM26 89L29 90L30 88H26ZM31 89H33V88H31ZM62 89H60V91H61ZM66 89H65V93H66L67 96H66V95H63V94H65V93H64V90H62V91H63V94H62V93H61L62 91L60 92L59 89L57 88V90L60 92V94L63 95L62 97L65 96V97H67V98H70V97L72 98V96H70V95H69L70 97L68 96V94H70V93H68V92H67L68 89H67V90H66ZM70 89H71V90H70ZM87 89H88V88H87ZM24 90H25V89H24ZM36 90H38V89H36ZM36 90L33 89V91H34L35 93L37 92ZM55 90H56V89H55ZM94 90H96V91L98 92L99 89H93V90L90 89L89 92L91 91L90 93H93ZM100 90H101V89H100ZM143 90L146 92L147 89H143ZM143 90H142V88L138 89V91H140V92H144ZM148 90H149V89H148ZM150 90H151V89H150ZM4 91L6 92L7 90H4ZM4 91H1V92H4ZM33 91H30V92H29L30 95H33L32 98L35 97V95H34L35 93H34ZM39 91H42V90H39ZM92 91H93V92H92ZM152 91H154L153 94L156 93L155 90L152 89ZM23 92H24V91H23ZM31 92H32V94H31ZM54 92H56V91H54ZM86 92H88V90L86 91V88H84L82 95H83V94H84V96H85V95H89V94H87ZM89 92H88V93H89ZM150 92H151V91H150ZM20 93H21V95L23 94L22 92H20ZM25 93H26V92H25ZM27 93H28V91H27ZM85 93H86V94H85ZM148 93H149V92H148ZM151 93H152V92H151ZM0 94H1V97H3V98L5 97L4 99H6V98H7V99L10 98V97H8L5 93H4V94H5L6 96H4V94H2V93H0ZM56 94H58V92H57ZM18 95H19V94H18ZM24 95H25V97H26V94H23L22 96H24ZM77 95H76V96H73V98H74L75 100H76V97H78ZM82 95H81V96H82ZM19 96H20V95H19ZM81 96H79V98H78L76 101H79V99H80ZM84 96H83V97H84ZM25 97H22V99L25 98ZM27 97H29V96H27ZM27 97H26V99H28V102L26 103V99H25L24 101H25V103L28 104V105H26V104L23 105L24 103L21 104V105H23V106H25V107L27 106V108H24V107L21 106V105H20V106H21V109L24 108V109H26V111H27V109H28V111H29L30 108H31V109L34 108L35 111H34L33 109H32L33 111L30 109V111H29L28 113L26 112L28 115H29V114L31 115V114L34 113V116H29L30 118H32V117H33V118H36V119H33V118H32L33 120H31V119L29 118V119L31 120L30 122H32V123H29V122H27L26 120L24 121V118H25V115H26V114H25V111L19 113V111H20L21 109L19 108V109H20V110H19L18 108H16V107L19 105V102L21 101V100H20V101L17 100L18 97H17V99L15 98L16 101H15V100H12V101H11V102L14 103V104L17 103V101H18V103H17L18 105H17V106H14V104H13V105L11 106L10 103L8 102V104L11 106V107H9V108H8L9 105L6 104V102H3V100H1V99H3V98H0V111L3 112V113H2V112L0 113V118L3 119V118L5 117V119H4L5 121H4V120H3V121H2V120L0 121V131H1V135H0V136H1V139H0V146H1L2 149H6V150H3V152H2V150L0 149V150H1V152H0V160L2 159V161H0V162H2V163H0V184L3 183V182L5 181V179H4V174H5V172H8V174H9V179H8V180L11 182V185H13V184H12V183H13L12 181H13V179L15 178V175H17V173L20 171V168H21V167L18 168L21 164H20L19 166L16 164L18 167H17L16 165H14V167H12V165H13V164H12V161H10V159H8V157H9V153H10V156H11L12 153L15 154V153H16V152L14 151L15 148H19L20 146L23 147V146H24L23 144H25L26 142H27V143L30 142L31 139H32L33 137L35 138L36 135H37V136H36L37 139H39L38 136H42V137H43V136L45 135V137H44L45 139H44V140L41 139V140H42V143H43L44 145H43V144L41 143V141H40V145L42 144V145H41V146H42L41 148H43V150L40 149V145H37V146H39V147L36 146V149L38 148V149H40V150H42V151H44V152H45V151H46V152H47V151L49 152V150H46V147H47L48 145L44 143V142H48V141H49V138H50V140H51V143H52V139H53V143L57 144V145H56V148H55V151H57V153H56L54 150L51 149V148H53V147H51L50 149H51V152L53 153V156H57V157L60 159L58 162L62 163L63 166H61V165L57 162V160H55V159H54V161H56V165L53 164V163H55V162L53 161L52 158H51V159H52L51 161H52L53 163H52L51 161H50L49 163H51V165H53V166L55 165V168H56V166H59V168L62 167V169H63V167H64V169H65V170H64V173H65L66 171L68 172V170H69L68 173H70V169H71V170L73 169V172H74V168H73V167L71 168V166H74L75 164H74V165L72 164L73 162L71 161V159L75 158L74 160H77V158H78V161H79V160H80L79 158H82L83 156H84V158L86 157L85 154L87 155V157H86L87 159H88V156H89V154H90V156H89L90 159H89V161L87 162L86 158H85V160H84V158H82V160H80V162H78V165H77V166H78V170L75 169V170H77V172L75 171L76 174L74 173V177L77 178V179L75 180L76 184H75V182H74V179H75V178H73V173H72V172H71L72 175H71L70 177H68V175H66V177H68V179L66 178V179H67V181H66V180H65V177H64L65 175L63 174V171H61L62 169H60V171H59L58 173H55V171H54V172L52 171L51 174H52V175L55 174V175H56L55 178H60L61 174H60V176H59V173L61 172V173H62V178H60V179L62 180V179L64 178L66 184L63 183L64 181H61V180H59V179H58L59 181H57V179H54V181L56 180L58 183L60 182L61 184H60V185L57 184V185H59L58 187H55V186L53 187V186H52V188H51V184H52L53 181H50L51 183L49 184V179H50V178H47V179H46L47 181H44V180L42 181L43 178H46V176L48 177V174H47L48 171H47V170H48V169L51 170V168H49V167H48V169H47V166H50L49 163H48V165L45 164V165H47V166H45L46 168H44V164H43V163H44L45 161H44V162H43V161H40V162H39V163L41 164V166H42L44 169L40 167L41 169L38 170V171H40V172H44L43 170L47 169V170H46L47 173L44 174V173L37 172L38 174L40 173L42 176H39L37 173H36V174H35V173L32 174L34 178H38V179H36L35 181L38 180V181H40L41 183H44V185H43V184H40V183L37 181L35 185H39V187H40V185H42V188H43V189H45L44 187L47 188V185H48V188H47V189H48V190L50 189L51 191H52V190L54 191L56 188H57V190H60V189L65 188L67 185H69L68 183H70V182H69V178H70V179H71V177L73 178V182H74V183H72V184H73L74 186L71 187V188H67V189L65 188V189H66V194L63 193V194H65L64 197H62V196L58 197V200H59L60 198L62 199V200H59V201L61 202V203H59L60 205L55 203L56 206L58 205L59 208H60V209L62 210V212H63V213H61V210H60V209H57L58 207H56V208L53 210V212L56 211V215H57L58 211H60V212H59V214L61 213V215H59V216H61V218L59 217V220H61L60 222H59L58 219H57V218H58V215L56 216L57 223H56V221L53 222L52 220H49V218H48L49 216H50V217L53 216V219H54V220H55V218H54L55 216H54V214H52V212H51L50 210H49L50 213H48V214H50V215L48 216V215H47V211H46V209H44L45 207H43V206H44V203H42L43 200L48 199V198H51L50 195H52V198H51V199H52V202H53V203H52L50 200H49V201H50L52 204H54L55 201L53 200V193L56 192L57 190L54 191V192H53L52 194H50V195H49V191H50V190L47 191V193H46V195L48 194L47 196H43V195H45V194H44L45 192H43V189H42L41 187H40V190H42V191L37 190V191H38V195H37V193H35V191L33 192L34 195L31 194V193H32V192H31L30 194L32 195V199H31L30 196H29V197H30V199L33 201L34 206H33V204L31 203V201L29 200V198H27V199H24V198H23V199H22V197H23L24 195H26L25 193H23V194H19V195H18V193H17V194L15 195L16 198H18V199H22L23 201H25V202L21 201V206H19L20 208H21V207H22V208L26 207V210H25V211H28V209L31 210V208L33 207V208L37 209L36 211L39 213V216H40L41 218L45 216L44 218H42V221L44 220V221L46 222L47 226L45 225L44 222H42V223H44L45 228H42V227H44V226H43V224H41V226H42V227H41L42 231L40 232L41 234H40V233H39V234L37 233V232H39L40 230H39V231H36L37 229H40V224H39L37 227H35V226L37 225L38 222H37V223L35 222V223H36V225H35V224L31 223V221H27V224H28V222H30V224H29L30 227H31V224L35 225L34 228L32 227V229H33L32 231H31V229L29 230L30 227H29L27 224H26V225H27V227H29V228H27V227L24 226V224H25V222H26V221H24V220H25V217H27V216L29 217V216H30V217L32 218V216L30 215V214H32V211H30V214L27 215L28 213L25 212L24 210H22V211H24V212H21L19 207H18V208L9 207V209H8L7 207H2L3 210H4V208H5L6 210H9V211H6V210H5L6 212H8L7 214L4 213V212H0V214L2 213L1 216L4 214V218H3V217H2L3 219L1 218V219H2L1 221H2V222L0 221L1 224L3 225V226H0V233H1V234H0V235H1V236H0V245H2L3 243H4V244L2 245V247H0V250L3 249V248H4L3 250H7V249L10 250V246H11V244H12V246H11V251H9V250L6 251V252L10 253V255L7 253L6 259H4V261H7V264H13V263H14V264H17L18 262H15L16 259L23 258V257H24V259H25V258L27 259V260L25 261V262H27V263H25V264H28V263H29V264H33V263H30V259H32V256L34 257V255H29V254L33 253L32 250H34L35 248H36L35 250H37V251H38L39 253H41V254L38 253V255H37V253H35V250H34L35 257H36V255H37V257H36L35 260H32L31 262H34V261H35V262L38 261L39 263L44 262V261H41V260H42L43 258H45V256L48 257V258H45V261H46L47 259L49 260L50 257H53V256H51V255H52L51 253L56 254L55 256H57V255H59L58 253H59L60 250H61L60 253H61L62 255H60V256H58V257L65 256V257H66V260H67V258H68V255H66V253H67V254H70V255L73 254V253H75L76 256H77V255H78V256L80 255V257H78V258H82V261H81V259H80L81 262H80L79 260H77V261H78V262H77V261H76V257H75V261L72 260V261L75 262V263L77 262V264H84V263H85V264H98L97 261L95 260V258H96V259L98 258V261H99V264H100V263L103 261V259L106 258L107 256H108V257H107L106 259H109V258H111V259H110V261L107 260L108 263H107V262H104V261H106V259H105V260L103 261V264H105V263H106V264H110V263H111V260H113V262H114L115 259H113V258L115 257L116 254H117V255H116L117 258L115 257V258H116L115 263H116V261H117V264H118V263H119V264H125L127 261L125 262L124 260H126V259L132 261V264H133L134 262H135L134 264H136L138 261H141V262L144 261V260L146 261V258H145L144 260H140V259H139L138 261H137V260H136V261L134 260V259H135L134 257H136V256H137V257L142 256V254H141V255H138V254L136 255L135 253H133L134 255H136V256H134V257L132 256L133 259H128V257H129V258H132V257H130V256L133 255V254H131V253H129L128 255L125 254V253H127V251L125 252V250H127V248H126L127 246H124V248H123V244H124L125 242H127V237H126L127 229H126V227L129 228L128 226H131L130 229H132V230L135 229V230H136V233H135L134 235L137 236V238H133L131 241H133V240L135 241V239L137 240V239L139 238V239H138L137 241H135V242H137V243H138V241H139V242H142V243H138V244L134 242L135 245H132L133 242H132V243H129L128 245H130V247H131V249H132V250H131V249L129 248V249H128L129 252H132V251L134 250L133 252H136V253L139 252V253H140V251H141L144 247H145L144 250H148V251H149V248H150V250L153 249L154 251L157 250V251L159 252V250H158L159 247H160L159 245L162 244L161 241H163V239H164L165 241H167V243H168V245H169V246H168L169 249H167V252L174 253L173 256L176 257V261L174 262L173 260H174L175 257H174V258H170V257H171L170 255H172V254H170L169 256L166 254V255L169 257V259H171V261H169V260H168V257L165 256V255L163 254L165 257H167V258H165V260L163 259L164 263H167V264H169V263H170V264H175V263H177V262L179 261V259H180L182 256H183V257L185 256V253H184V252H183V254H182V251H183L184 249H186V251H185L186 253H189V251L187 252V250H188L187 248H191V246L185 245V246H187V248H186V247H184V244H183L184 241H183V243H180V240H179V241L177 240V239L180 238V237H177L178 232L180 231V230H179V231L177 232V229H178L180 226H183L184 230H183V228H181V231H182V230H183L182 232L187 231V232H184L186 235L190 236L191 234H196L195 232H197V231H196L197 229L194 228V227H196V225H195L196 222H194V223H192V222H193V221H196V220H194V218L197 217V216L194 215L195 213H192V210H193V209L191 210L190 208H186L187 212H188V211H191V213L189 212L190 215H189V216H186V215H185L186 212L184 211L185 209H184V210H183V209L180 210V208H179V207H180L179 204H182L180 201L182 200V202H183V200H184L183 198H184V197L186 198V200H184V202H187V200H189V201H191V203H192V200H193L195 197L193 196L194 198H193L192 200H190V196H189V195H191V194L188 195V192L186 191V190H188V189H185L184 186H183V188H182V185H181V187H180V182H178V181H181V182H182V180H184V179H181L182 176H181V178H180V176H179L178 178L175 179V175H174V172H175L176 170L178 171L177 168L180 167L179 169H181L182 165H184V164H188V162H189V161H187L188 156L186 157V160H185V158L183 159V157H184V153H185V149H184V152H183V153H182V150H183V147H186V146H184V144H183L182 141H181L182 144H183V146H182V150H181V147L179 148V147H176V146L173 147V146L175 145V144H174V141L176 140V139H175L176 137H177V140H179V139L181 140V138H182V136H183V134H181V133H183V132H181L182 129H184L183 126L189 128L188 126H192V124L194 125L195 122L191 123V122H192V121L190 120L191 117H190V118H188L187 116H185V117H179V116L175 113V111H176L175 108L173 109V112L175 113V115L172 116L173 113L171 112V110H169V111L167 110V109H170V106H169L170 103H169V104H164V103H162L161 101H158V100H156V99L154 100V97H150L149 100H146V99H143V98H142V99L139 98L140 101H142L143 103L145 102V103H144L145 106L148 105V104H152V103H153V106H152V105H149V106H151L153 109H155L156 106H157L156 110H154V111H156V112L158 113V117H159V119H161V120H162V119H163V120L166 119V117L164 118V114H165L166 116H167V114H169V113H164L163 110H162L163 108H166V109H164V110H167L166 112H170V113H172V114H169V117H167L168 119H166V120H169V118H170L169 123H171L170 125H173V126L170 127V126H169V123H168V125H167V123L165 122V123H164V124H165L164 127H166V125H167L166 128H168V126L171 128V129H169V131H174L173 133H171V135H170V132L164 131V129H163L164 127L162 126V125H163V122L161 121V124H162V125L159 123V124L162 126L161 131L163 130L162 132H165V133H163V135H159V136H158V137H159V144H158V145H159V146L161 145V147H159L160 149H159V150L156 149V148H158V145H156V144H152L153 147H154V145H155V147H156V148L154 147V151H153L152 147H151V149H150V146H149L148 149H150L151 151H147V150L144 151V149H145L146 147H145L144 149H142V151H141L140 147L142 148V147L145 146V145H144V141H145V139H143L142 137L146 138V140H147V138L149 139V136L151 135L150 139H152V138L154 137V136H152V134H154L155 132L153 133V130H149V131H147V133L149 132L150 135L147 136V134H145V133H146V132L144 131V130H145V129H144L145 126L142 125V124H143V119H142V122H141V123H140V121H137V122H135V123L132 124V122H134V120H136L135 118H137V119L140 120V119L142 118V116L144 115V113H147V112H149V113L152 112V113H153V111H152L153 109H151V110L148 111V109L151 108V107H148V106L145 107V106L141 103V105H143V107H142V106L140 105V103H139L140 101H139V102H138V101L136 102L135 99H134V100H129V102L127 101L132 107H131L130 105H127L128 103H126V101H123L124 103H123L122 101H120V102H122V103H120V102H118V100H117L118 104L120 103L119 105H121V107H123V108H121V109H123V110L126 111L128 108L125 107V105H126V106H129V109H131V108L133 109V110H130V111L128 110L129 115L131 114V111H132V113L134 112V110H135L136 108L134 109L133 106L138 105V103H139L138 107L136 106L137 108H139V110H136V112L138 111L137 113H139V111L141 110V107H142V109H143L144 107L147 108V109L144 108V113H141L142 110L140 111L139 114H136V113L134 112L136 115H135V114H132V115H134V117H135V118L132 117V118H133V120H132V118H127L128 115L125 114V113H126L125 111H122L124 117H121L122 115H120V117H119V110L117 109V106H118V108H120V107H119L118 104L115 103L116 100H113L114 103H115L114 105H113V103L109 104L110 102H107L109 105H108V104L106 105V102H105V104L103 105V103H104L105 100H104L103 102H102V101H97L99 105H102V106H100V107H103V108H104V109H103V108H100L99 111H98L97 113L100 114L101 112H103V113H105V112L108 113V112H109V114H107V115H110V114H111V116L114 115L115 117H114V116H113V117L116 119L115 122H117V120H119V121H118L119 124H118V122H117V124H114V127H115V128H113V129L110 128V130H109V127H108V126L113 124V123H111V121H109V120H111L113 117H112V118L110 117L111 119L108 118L109 120L106 119V116H107L106 114H104L105 117H104L103 115L101 116L102 118H98V117H97L96 119H98V120L104 118L106 121L108 120V122H106V123H109V122H110V124L108 125V124H104V123H105L104 120H100L101 123L104 124L103 127H102V129H100L101 134H104V135L107 134V133H109V134L111 133V134H112V133H113L112 130H114V134H115V133L117 134L118 132H116V130L118 131L119 128H120V126H121V127H122V126H125V127L128 126V128H127V129H128L127 132H129V131L131 132V133H128L129 135H127V133L124 132V131H126V130H124L123 133H125V134H123V133L120 134L121 136H122V135H125V138H126V139H130V140H127V143H126V140H125L124 138H121V136H119V133L117 134V137H119L118 140H119L121 143H119L118 140H116L115 138H113L114 134H113L112 136H110V137H109V135H108L109 139H111V142L108 141V139H107L106 141H108V143H109V147H110V148H112V146H115V147H113V148H116V149H111V150L113 151V153H114V152H117V153H114V154L117 156V162L119 161V158H124V155H127V156H125V158L122 160V161H123V163H122V168H120V166H118L121 170L117 167V171L120 170V171H119V175H120V173L122 172L121 175H123V179H124V180L128 179V180H126V181H124V182H125V184L128 186V188L130 189L129 191H131V190H138V191H139V193H140V194H139V198H141V201L139 200V206L145 205V206L147 207V208H146V211H145V214H143L144 216L141 215V214H139L137 211H135L134 213H131V214L129 215V217H131V221H130V224L126 225V227L124 228V230H126V232H124V230H123V231H119L118 229H116V228L113 226L112 222H110L111 220L92 218V217H90V216L87 215V212L89 211V210H87L88 207H90V208H91V207H95V206H96L95 203H96V202L98 203V202H99L98 200L100 199V197H99L100 195L98 194V193H99V189H98V188H94L95 186H97V185H96V184H97V182H96L97 180H98V181H103V180L105 179V182H104V181H103V182H104V186H105L106 188L109 186V184H111V183H113V182H115L116 184L122 185V186L119 187V186H117L116 184H113L111 187H114V186H115V188H111L110 191H115V192H116V191H121V190H126V189H127V187H125L126 185H124V182H121V183H120L118 180H115V181H114L113 179H112L113 182L111 181V179L108 180L109 182H107V180H106L107 177H108V178H114L115 176L118 175V172H115V171H116L115 169H114L115 171H113V170L111 171L112 173L115 172V174L113 173V177H110V176H109L110 171H109V174H108V172H107V173L103 172V171H105V169H103V171H102V168L100 169V171H99V170L97 171V169H99V168H96V165H94V162H95V164L97 163V162L95 161L96 159H98V161H100L99 159L104 158V160H105L108 156L111 157V155H109V154L107 155L108 152H110V154H112L111 151L108 149L109 151H108V150H106V151H102V152H103V153H102V152L100 151V150L102 149V147H99V149H100V148H101V149L98 150V148H97V149L94 148L95 146H93V144L90 146V141H89V146H88V145L86 146L88 149H86V147L84 148V150H85V152H86V153L83 152L84 155H81V154H83V153L81 152V149H80V152H81V153H80L79 155H77V157H75V155L77 154V153L75 154V152H78V150H75L76 147H75V149H74V150H75L74 153H72L73 158L70 159V157H72V156H70L71 154L68 155L70 150L73 151V149H70V150L68 149V145L70 146L71 144H72V145H75V144L71 143V144H68V145H67V142H68V141L66 142V138H67L68 136H66V138H65V135L68 133V134L70 135L69 137H73V138L75 137V138H74L75 140H76V139L79 140V136L77 137V135H78L77 132H78V131L76 132L75 129L78 130L79 127H80L81 125L78 126V125L80 124V122H78V125H77V124H76V121H78V120L80 121V120H81V119H79V117H80L82 114H84V116H82V117H80V118L83 119V117H85L84 119H87L86 117L89 116V115H86V116H85V114H87V113L89 112V110H90V109H88V107H89V106H94V108L96 109L95 106L98 105V104H96V102L94 101L93 98H90V95L88 96L89 99H88V97L85 96V98H86L85 105H84V104H81V102H79V103L81 104V106L84 105V106H83V109H84V110H86V109H88V110H87V111H83V109L79 106V108L82 109V111H81L79 108H75V107L78 106V104H77L76 106H74V102H73L74 99L72 98V99H71L72 104H70V102H69L70 99H69V101H68L69 104L71 105V109L73 110V108H75V110H77V109H78V110L75 111L74 113H72L73 111L69 108V107H70V106H69L68 108L71 110L70 113H69V112H68V109H66V107H64V108L62 107V108L64 109V111H63V109H62L61 111H62L63 113H61L60 109H58V106H57V105H59L60 102H61L60 100H59V101L57 100L58 95L54 96L55 98L57 97L56 100H55V98L52 100L50 97H43V98H40V99H38L39 97H38V98H36V97L33 98V100H34L33 102H34V103L38 100V102H36V103H37V106H38L37 108H36V105H34L33 102H32V103H33V106H34V107H33V106L30 107V105L32 104V103L30 102V99H32V98L29 97V98H30V99H29V98H27ZM62 97H61V98H62ZM44 98H46V100H45ZM47 98H48V99H47ZM49 98H50V99H49ZM52 98H53V97H52ZM81 98H82V97H81ZM10 99H11V98H10ZM13 99H14V98H13ZM19 99H20V98H19ZM59 99H60V97H59ZM43 100L46 101V103H44ZM47 100H48V102H47ZM51 100H52V101H51ZM63 100H64V98L62 99V101H63ZM65 100H66V99H65ZM89 100H90V101H89ZM96 100H97V99H96ZM136 100H137V99H136ZM1 101H2L3 103H2ZM24 101H23V102H24ZM39 101H40V102H39ZM50 101L52 102V104H51ZM54 101H55V102H54ZM66 101H67V100H66ZM76 101H75V102H76ZM106 101H107V100H106ZM109 101H110V100H109ZM41 102H42V103H41ZM53 102H54V103H53ZM58 102H59V104H58ZM68 102H67V103H68ZM20 103H21V102H20ZM38 103H39L40 106L38 105ZM40 103H41V104H40ZM43 103H44V104H43ZM47 103H48V104L50 103L51 105L54 104L55 106H57V109H58V110H54L55 113H56V114H54V115H56V116H58L60 113H61V114H64V113L68 112V115H67V114H66V115L64 114V115L61 116V114H60L61 118H64L63 120H65V119L68 117V118L66 119V120L69 121L68 124L65 123V122H68V121H66V120L63 121L64 124L67 125V127H66V125L63 124V122L60 121L61 119H59L58 117H56V119L58 118V120L60 121L61 124H59L58 121H57V122H55V123L53 124L54 126H52V123H51V122H52V121L54 120V118H55V117L53 116V113H54V112L51 110L53 107L50 105V106L52 107V108L50 109V111H52V115H51L50 113H48V112L46 111V110L49 109V107H50V106L48 107V104H47ZM56 103H57V104H56ZM61 103H62V102H61ZM67 103H66V104H67ZM77 103H78V102H77ZM82 103H84V101H83ZM86 103H87V104H86ZM158 103H159L160 105H159ZM171 103H173V102H171ZM178 103H180V102H178ZM178 103H177V102L173 103V104H176V106H175L176 108H177ZM90 104H92V105H90ZM173 104H171V105H173ZM182 104H183V103H180V106H181V107H179L180 109H178V110H182V109L184 110V109H186V107H184L185 104H183V106H182ZM87 105H88V106H87ZM105 105H106L107 107L110 106L111 108L114 107V108H113L114 112L112 111V109H110V107H109L108 109H106V111H105V107H104ZM112 105H113V106H112ZM115 105H117V106H115ZM164 105H165V107H164ZM46 106L48 107L47 109H46ZM55 106H54V107H55ZM59 106H60V105H59ZM61 106H62V105H61ZM61 106H60V108H61ZM63 106H64V104H63ZM73 106H74V107H73ZM154 106H155V108H154ZM168 106H169V107H168ZM185 106H186V105H185ZM18 107H19V106H18ZM97 107H98V106H97ZM107 107H106V108H107ZM115 107H116V108H115ZM162 107H163V108H162ZM173 107H174V106H173ZM38 108H42V111H43L44 109H46V110H44V111H45V114H44L43 117H41V114H40V113L42 112L41 109L38 110ZM43 108H44V109H43ZM89 108H92V109H93V107H89ZM126 108H127V109H126ZM181 108H182V109H181ZM15 109H16V110H15ZM36 109H37V110H36ZM65 109H66V112H65ZM102 109H103V110H102ZM17 110H19V111H18L19 114L24 113L25 115L23 114V115H24L23 117H22V115H21V118H20V115H19V114H18L19 116L17 115ZM96 110H97V109H96ZM116 110H117V112H116ZM145 110H146V111H145ZM21 111H22V110H21ZM37 111H41V112L37 114ZM44 111L42 112V114L44 113ZM50 111H49V112H50ZM56 111H57V112L59 111V112H58L59 114H57ZM90 111H91V110H90ZM100 111H101V112H100ZM30 112H31V113H30ZM46 112H47V114H46ZM83 112H86V113H83ZM92 112H93V110H92ZM94 112H95V110H94ZM94 112H93V113H94ZM110 112H113V113H110ZM120 112H121V111H120ZM142 112H143V111H142ZM156 112H154V113H156ZM89 113H91V112H89ZM89 113H88V114H89ZM97 113H94V114H97ZM103 113H101V114H103ZM115 113H117V114H115ZM122 113H121V114H122ZM149 113H147V116H148ZM152 113H151V114H152ZM75 114H78V115H75ZM141 114H142V115H141ZM151 114H150V117L153 115V114H152V115H151ZM39 115H40V117H39ZM74 115L77 116V117H75ZM79 115H80V116H79ZM92 115H93V114H92ZM92 115H91V117H88V120H89L90 118L92 119V117H93ZM116 115H117V117H116ZM140 115H141V117H140ZM145 115H146V114H145ZM155 115H156V114H155ZM155 115H153V116H154V119H155ZM179 115H181V114H179ZM6 116H7V117L10 116V117L7 118ZM36 116H37L39 119H38ZM49 116H53V117H52L53 120H50V121H51V122H50V123H51V129H49V127H50V126H49L50 123L48 122V124H49V125H48V124L45 122L46 119H49V118H50ZM97 116L100 117V115H98V114H97ZM153 116H152V117H153ZM182 116H184V114H183ZM26 117H28V116L26 115ZM48 117H49V118H48ZM107 117H109V116H107ZM152 117H151V120H153V122H154V121H157V120L152 119ZM173 117L180 118V119L177 120V121H179V122L181 121V119H185V118L188 119V121H187V120H185V121L182 120L181 122H183L184 125H182V124H178V122H177V123L175 122V121H176V118H175V120H174ZM42 118H43V120H42ZM93 118H94V117H93ZM117 118H119V119H117ZM124 118H126V119H124ZM144 118H145V117H144ZM146 118H147V120L149 119L148 117H146ZM9 119H11V120H9ZM27 119H28V118H27ZM29 119H28V121H29ZM56 119H55V120H56ZM76 119H78V120H76ZM84 119H83V120H84ZM120 119H121V120H120ZM122 119H123V120H122ZM128 119H130V120H129L130 122L128 121ZM157 119H158V118H157ZM159 119H158V121H160ZM192 119H193V118H192ZM36 120H38V121H36ZM40 120H41V121H40ZM55 120H54V121H55ZM70 120H71L72 122H71ZM83 120H81V123H82L83 126H84V121H83ZM88 120H87V121H88ZM92 120L94 121V119H92ZM112 120L114 121V119H112ZM125 120H127V121L129 122V124H131V125L128 124V125L126 126L125 124L127 123V121L125 122ZM145 120H146V119H145ZM145 120H144V121H145ZM149 120H150V119H149ZM149 120H148V121H149ZM6 121H9V122L13 121V122H14V126H12V129H13L14 127H16L15 129H17L20 125H21V126L24 125V126L22 127V129L19 128V129H21V130H18V129H17L19 133H20V132H23L24 134H23V133H20V134H19V133H16L17 130H14V129H13V132L15 131V135H14L13 132H12V129H9L7 132H9V131L11 130L10 132H11L12 134H11V133H9V134L6 133V134H7L6 137H9V138H6V137L4 138L3 136H5V135L2 136V134L5 133V129H4L5 125H4V123H6ZM39 121H40V123H41L42 121H44V122L47 124V126H49V127H46L45 125H43V126L41 125V127H44V128L40 129L41 127H40L39 124H38ZM96 121H97V120H96ZM102 121H103V122H102ZM113 121H112V122H113ZM186 121H187L188 123H189V121H191V122L189 123V124H191V125H188V123H187V125H186V124H185ZM193 121H194V120H193ZM20 122H21V124H20ZM35 122L38 124V126H37L38 129H36L37 127L35 128V126H34V124H33V123H35ZM70 122H71V123H70ZM97 122H98V121H97ZM122 122H125V124L122 125ZM146 122H147V121H145V123H146ZM150 122H151V121H150ZM11 123H12V122H11ZM11 123H10V125H11ZM15 123H17V125H18V124H20V125L17 126V125H15ZM24 123H25V124H24ZM26 123H28V124H26ZM56 123H58L59 125H58V124L56 125ZM72 123H73V125H72ZM90 123H91V121H90ZM93 123H94V122H93ZM99 123H100V122H99ZM172 123H173V124H172ZM2 124H3L4 127L1 126ZM12 124H13V123H12ZM22 124H23V125H22ZM30 124H33V125H30ZM37 124H36V125H37ZM43 124H44V123H43ZM70 124H71L73 127H72ZM74 124H75V126H74ZM88 124H89V122H88ZM138 124H139V125H138ZM152 124H153V123H152ZM154 124H155V122H154ZM156 124H157V123H156ZM174 124H175V125H174ZM177 124H178V125H177ZM7 125H8V127L10 126L9 123L6 124V127H7ZM29 125H30L31 127H29ZM60 125H61V127H63L62 125L65 126V129H66L67 133L64 132L65 129H64V130L61 129ZM91 125H92V123H91ZM95 125H97V124L95 123ZM95 125H94V126H95ZM105 125H108V126H106V129L103 130V128H104ZM145 125H146V124H145ZM148 125L150 126V123H147V126H148ZM180 125H181L183 128H182ZM21 126H20V127H21ZM32 126H33V127H32ZM94 126H93V128H94ZM97 126H98V125H97ZM100 126H101V125H100ZM100 126H99V127H100ZM112 126H113V125H112ZM147 126H146V127H147ZM174 126H175V127H174ZM179 126H180L182 129H181ZM24 127H26V128H24ZM28 127H29V129L32 128V129H31V132L33 133V131H34L35 136H32V137L30 136V132H29L30 130L28 129ZM39 127H40V128H39ZM81 127H82V126H81ZM88 127L90 128L89 125H88ZM95 127H96V126H95ZM146 127H145V128H146ZM151 127L154 128V126H151ZM159 127H160V126H159ZM10 128H11V127H10ZM83 128H85V127H82L81 129H83ZM97 128H98V127H97ZM100 128H101V127H100ZM107 128H108V129H107ZM117 128H118V129H117ZM133 128L136 130V134H135V135L132 134V130H133ZM155 128H157V127H155ZM166 128H165V129H166ZM179 128H180V129H179ZM7 129H8V128H7ZM25 129H26V130L28 129V130H27L28 132H27V131H25V132L22 131V130H25ZM39 129H40V130H43V131H40ZM115 129H116V130H115ZM120 129H122V128H120ZM146 129H147V128H146ZM149 129H150V127H149ZM32 130H33V131H32ZM37 130H38V131H37ZM57 130H58V132H57ZM60 130L64 132V134H65V135L63 134L64 136H62V132H61ZM85 130H86V129H85ZM89 130L91 131V129H89ZM94 130H95V129H94ZM96 130H97V132H98V129H96ZM96 130H95V131H96ZM122 130H123V129H122ZM122 130H119V132H120V131L122 132ZM135 130H133V132H134ZM155 130H156V129H154V131H155ZM157 130H160V129L158 128ZM157 130H156V131H157ZM184 130H185V129H184ZM184 130H183V131H184ZM189 130H191L192 133H193V132H194V126H192L190 129H186V132L188 133ZM79 131H80V130H79ZM83 131H84V129H83ZM83 131L81 130V135H82L81 137H84V134H85L86 131L88 132V130H86L85 132H83ZM95 131H94V132H95ZM191 131H189V135H190ZM26 132H27V133H26ZM97 132H96V133H97ZM100 132H98L97 135H99ZM157 132H158V131H157ZM159 132H160V131H159ZM159 132H158V133H159ZM176 132H177V133L180 132V138L178 137L179 135H176ZM25 133L28 134V135H26ZM41 133H43V134H41ZM89 133H90V132H88V135H89ZM91 133H92V132H91ZM91 133H90V134H91ZM142 133H143V134H142ZM167 133H168V134H167ZM184 133H185V132H184ZM192 133H191L190 137H194V136H192V135H194V134H192ZM10 134H11L12 136H8V135H10ZM21 134H22V135H21ZM86 134H87V133H86ZM93 134H94V133H93ZM101 134H100L99 136H101ZM116 134H115V135H116ZM130 134H131V135H130ZM140 134H141V135H140ZM144 134H145V135H144ZM156 134H157V133H156ZM160 134H162V133H160ZM178 134H179V133H178ZM185 134H186V133H185ZM185 134H184V135H185ZM23 135H26V136H25V139H27V140L24 139V136H23ZM71 135H73V136H71ZM74 135H75V136H74ZM104 135H102L101 137H103ZM133 135H134V136H133ZM142 135H143V136H142ZM168 135H169V137H168ZM189 135L187 134V137H186V138H188ZM48 136H49V137H48ZM86 136H87V135H86ZM95 136H96V135H95ZM132 136H133V137H132ZM136 136H137V137H136ZM161 136H162V137H161ZM163 136H164V138H165V136H167V137L169 138V140H168V138L166 139L167 141L164 139L165 142H168V141L171 142L173 139H175L174 141H172V142H173V144H172V145H173V146H172L173 148L171 147V149H170V146L167 147V145H169V144H168V143H165V142H163V144H165V147H164L165 150H164V148H162L164 145L160 144V141L162 142V140H163ZM26 137H27V138H26ZM28 137H29V139H28ZM30 137H31V139H30ZM42 137H41V138H42ZM47 137H48V138H47ZM76 137H77V138H76ZM88 137H91V138H92V136H88ZM101 137H100V138H101ZM123 137H124V136H123ZM131 137H132V139H131ZM139 137H141L142 139L139 138ZM156 137H157V136H156ZM156 137H155V138H156ZM158 137H157V138H158ZM3 138H4L5 141L3 140ZM51 138H52V139H51ZM84 138H85V137H84ZM84 138H83V140H84ZM103 138H104V137H103ZM155 138H154L153 140H155ZM157 138H156V139H157ZM171 138H172V140H171ZM183 138H184V137H183ZM183 138H182V139H183ZM186 138L184 139V142H185L186 145L189 144V143H187V142H189V140H190V141L193 140V141H192L193 143H191V145L194 144V138H193V139H192V138H188L187 141H186ZM23 139H24V140H23ZM46 139H47V140H46ZM71 139H72V138H71ZM71 139L69 140V142L71 141ZM80 139H82V138H80ZM85 139H86V138H85ZM96 139H97V138H96ZM96 139H95V140H96ZM105 139H106V138H105ZM120 139H121V140H120ZM191 139H192V140H191ZM32 140H33V139H32ZM35 140H36V139H35ZM78 140H76V141L79 142ZM98 140H99V143H100V139H98ZM103 140H104V139H103ZM103 140L101 141V143L103 142ZM153 140H152V141L150 140V141L153 143ZM157 140H158V139H157ZM33 141H34V140H33ZM33 141H32V142H33ZM43 141H44V142H43ZM85 141H87V140H85ZM93 141H94V140H93ZM93 141H92V143L95 142V141H94V142H93ZM106 141H104V142H106ZM132 141H133L134 143H133ZM4 142H6V143H4ZM34 142H35V141H34ZM34 142H33V144L31 143L33 146H34ZM37 142L39 143L38 140H37ZM49 142H50V141H49ZM77 142H76V143H77ZM87 142H88V141H87ZM87 142H86V143H87ZM96 142H97V140H96ZM154 142H155V141H154ZM170 142H169V143H170ZM172 142H171V143H172ZM27 143H26V146L28 145ZM35 143H36V142H35ZM51 143H50L49 145H55V144H51ZM106 143H107V142H106ZM110 143H111V145H110ZM114 143H115V145H114ZM131 143H133V144L135 145V147L137 146V148H138V150H139L138 152H135L136 154L132 153V150H135V151H136L137 148L135 149L134 145L132 144V145H133V146H132ZM146 143H148V142H146ZM155 143H157V142H155ZM31 144H29L28 146H30ZM36 144H37V143H36ZM36 144H35V145H36ZM120 144H121V145H120ZM126 144H127V147H128V144H129V146L131 145V147H129V149H128V148L126 147ZM179 144H181V143H179V141H178L176 145H179ZM2 145H3V146H2ZM18 145H19V146H18ZM80 145H83V143H82V142L77 143L76 146H78V149H79V146H80ZM146 145H147V144H146ZM152 145H151V146H152ZM191 145H188V147L190 148ZM15 146H16V147H15ZM26 146H25V147H26ZM33 146H30V147L33 148ZM43 146H44V147H43ZM92 146H93V147H92ZM98 146H100V144H99ZM105 146H107V145H105ZM193 146H194V145H192V147H193ZM22 147H21V148H22ZM30 147H26V148H28V151H29V148H30ZM49 147H50V146H49ZM54 147H55V146H54ZM73 147H74V146H72V148H73ZM89 147H91L92 149H89ZM117 147H118V149H120L119 152L117 151V150H118ZM133 147H134V149H133ZM192 147L190 148L191 150L194 148V147H193V148H192ZM7 148H8L9 150H11L12 152L7 151V150H8ZM26 148H25V149H26ZM32 148H30V149H31V151H29L30 153H28V151L25 150V149H24L23 151H21V149L19 148L20 151L18 150V151H19V152H18V157H17V153H16V155H15L16 158L21 159L22 163H23L25 160H27V159L29 160L30 157L34 156V155H32V152H34V154H36L35 152H37L36 149L33 150ZM69 148H71V147H69ZM81 148H83V147H81ZM106 148H108V147H104V146H103V149H106ZM166 148H167V150H166ZM176 148H177V149H176ZM178 148H179L181 151H179ZM186 148H187V147H186ZM189 148H187V151L190 153L191 150H190ZM22 149H23V148H22ZM38 149H37V150H38ZM47 149H48V147H47ZM56 149H57V150H56ZM146 149H147V148H146ZM161 149H163V150H161ZM174 149H176V150L174 151ZM114 150H115V151H114ZM121 150H122V151H121ZM129 150H130L131 152H129ZM155 150H156V151L158 150V155H157V156H156V151H155ZM160 150H161V151H160ZM168 150H169V151L173 150V153H172V152H170V153L174 154L175 157H176V154L178 155V158H180V157L183 156V157L180 158V159H182V161L184 160L185 163L182 164V163H180V162H177V160H175L176 158L174 157V160L176 161V163H177L179 166H178L175 162H174V164H173V162L171 161V160H173V159L170 158V156H171L172 154L170 155V153L167 152ZM193 150H194V149H193ZM5 151H6V152H5ZM13 151H14L15 153H14ZM16 151H17V149H16ZM72 151H71V152H72ZM159 151H160V153H159ZM165 151L167 152V154H165ZM7 152H8V153H7ZM20 152H21V153H20ZM22 152L24 153V155H23ZM39 152H41V151H39ZM39 152H37V154H38ZM46 152H45V153H46ZM51 152H49V153H51ZM121 152H122V154L120 155ZM133 152H134V151H133ZM142 152H143V153H142ZM148 152H150V153H148ZM2 153H6V154H8V155H7V156H6L5 154L2 155ZM42 153H43V152H42ZM42 153H41V154H42ZM45 153H43V154H45ZM78 153H79V152H78ZM104 153H105V154H104ZM140 153H142V154H140ZM145 153H146V154H145ZM162 153H163V154H162ZM186 153H187V152H186ZM186 153H185V154H186ZM192 153H193V151H192ZM29 154H30L31 156H30ZM37 154H36V155H37ZM43 154H42V155H43ZM74 154H75V155H74ZM123 154H124V155H123ZM137 154H140V160H141V161H137V159L139 158V155H137ZM151 154H152V155H151ZM153 154H155L154 156H156L154 159L157 158L156 161H159L161 164H162L163 162H164V164H165V162H166V164H167L168 161H171L170 163H171L174 167H175V165L177 166V168L175 169V171H174V169H173V172H171V169H170L171 164H170V165L167 164L166 168L168 167V168L170 169V170H168V172L170 171V173H173L172 176H170L171 174L167 173V171H164V172H163V169H164V168H162L160 171H159V169H158V170H157V169L154 170L156 167H157V168H161V167H159V165L155 163V160H154V162H150V160H152V159H149L148 157H149V155H151L150 158H153V157H154ZM46 155H47V154H46ZM46 155H45L44 157H47ZM98 155H99V157H98ZM133 155H134V156H133ZM135 155H136V156H135ZM142 155L144 156V159L141 157ZM163 155H165V156H163ZM166 155H168V156H166ZM169 155H170V156H169ZM187 155H188V153H187ZM1 156H2V157H1ZM21 156H25V157H26V156H27V157L30 156V157L27 158V159H25V157H21ZM53 156H52V154H51V155L48 154V157H53ZM68 156H69V157H68ZM78 156H79V157H78ZM100 156H101V158H100ZM112 156H113V155H112ZM152 156H153V157H152ZM172 156H173V155H172ZM192 156H193V155L191 154L188 160H190V158H191ZM40 157H42V156L40 155ZM40 157H36V159H34V160H37V159L40 158ZM96 157H97V158H96ZM110 157H108L107 159H108V160H109V159H110V160H113V158H112V157L110 158ZM127 157H128V158H127ZM11 158H12V157H11ZM13 158H14V157H13ZM34 158H35V157H34ZM58 158H57V159H58ZM114 158H115V157H114ZM141 158H142V159H141ZM160 158H161V159H160ZM172 158H173V157H172ZM178 158H177V159H178ZM32 159H33V158H32ZM40 159H42V158H40ZM180 159H179V161H180ZM34 160H33V162H34ZM44 160H45V159H44ZM47 160H48V159H47ZM74 160H73V161H74ZM91 160H92V161H91ZM138 160H139V159H138ZM192 160H194V159H192ZM13 161H14V160H13ZM16 161H17V160H16ZM19 161H20V160H19ZM37 161H39V160H37ZM48 161H49V160H48ZM82 161H83V163H82ZM143 161H145L146 163H144ZM182 161H181V162H182ZM26 162H28L27 164L30 165L29 167H32V166H33L34 164H36V163L38 164V162H36V161H35L36 163L34 162L33 165H32V163H31V161H30V162H29V161H26ZM26 162L23 163L25 166H27V165H26ZM71 162H72V163H71ZM76 162H77V161H76ZM76 162H75V163H76ZM101 162L103 163L102 160H101ZM105 162H106V161H105ZM119 162H120V161H119ZM129 162L131 163V165H130ZM141 162H142V163H141ZM186 162H187V163H186ZM190 162H191V160H190ZM14 163H15V162H14ZM17 163H18V161H17ZM45 163H47V161H46ZM90 163H91V164L93 163V167H92V165L90 166ZM106 163H109V161L106 162ZM127 163H129V167H130V166L133 167L132 170L134 169V172H135V175L133 174L134 176H133L132 174H129V173H128L129 171H128V169L126 168V166H125V167L123 166V165H127V166H128ZM143 163H144L145 165L147 164V166H146L147 171H148L149 168H150V172H149V173H146V172L144 173V170H143V169H145V168H143L144 166H143V167L140 166V164L142 165ZM149 163H150V164H149ZM153 163H154V166H152ZM160 163H159V164H160ZM191 163H194V161L191 162ZM4 164H5V165H4ZM6 164H7V166H6ZM99 164H100V163L97 164V167H99L100 165L102 166L104 163H103V164H100V165H99ZM112 164H113V163H112ZM117 164H118V163H117ZM181 164H182V165H181ZM8 165L12 168L11 170L9 169ZM98 165H99V166H98ZM134 165H135V166H134ZM188 165H190V163H189ZM188 165H186V167H187ZM191 165H192V164H191ZM1 166H2V167L5 166V167L7 168V170H6V168L4 167L5 169H4V171H3V169L1 168ZM15 166L17 167V169H19V171L16 169ZM80 166H81V167H80ZM89 166H90V167H89ZM108 166H109V165H108ZM111 166H112V165H111ZM111 166H110V167H111ZM113 166H114V165H113ZM116 166H117V165H116ZM148 166H150V167H148ZM155 166H156V167H155ZM160 166H161V165H160ZM163 166H164V165H163ZM163 166H162V167H163ZM87 167H89V170L87 169ZM103 167H105V165H103ZM106 167H107V166H106ZM151 167H152V168H151ZM154 167H155V168H154ZM183 167H185V166H183ZM186 167H185V169L183 168V170L185 171L184 173H186V172L188 171V169L190 168V166H188V168H186ZM193 167H194V165H193ZM32 168H34V167H32ZM53 168H54V167H53ZM53 168H52V170H53ZM66 168H67V169H66ZM76 168H77V167H76ZM113 168H115V167H112V169H113ZM135 168H136V169H135ZM168 168H167V169H168ZM34 169H35V168H34ZM36 169H37V168H36ZM38 169H39V168H38ZM56 169H57V168H56ZM94 169H96V170H94ZM108 169H109V167H107V170H108ZM130 169H131V168H130ZM22 170H24V169L21 168V171H22ZM27 170H28V168H27ZM41 170H42V171H41ZM50 170H49V172H50ZM93 170H94V171H93ZM107 170H106V171H107ZM132 170H131V171H132ZM142 170H143V171H142ZM183 170H182V171H183ZM189 170H190V169H189ZM1 171H2V172H1ZM15 171H16V172L18 171V172L16 173ZM46 171H45V172H46ZM145 171H146V170H145ZM190 171L194 173V168H192V166H191V170H190ZM14 172H15L16 174H15ZM26 172H27V171H26ZM26 172H25V173H26ZM28 172H29V171H28ZM28 172H27V173H28ZM32 172H36V171H32ZM32 172H31V173H32ZM86 172H87V173H86ZM91 172H93V173H91ZM96 172L98 173V175L96 174ZM132 172H133V171H132ZM134 172H133V173H134ZM29 173H30V172H29ZM31 173H30V175H31ZM68 173H67V174H68ZM104 173H105V175H104ZM112 173H111V175H112ZM138 173H139V174H142V175H143V173H144V174H146V175H143V178H141V176H140ZM175 173L177 174V172H175ZM188 173H189V174H192V176H194L193 173L187 172L186 174H188ZM23 174H24V173H23ZM49 174H50V173H49ZM51 174H50V175H51ZM78 174H79V175H78ZM107 174H108V176L106 177ZM136 174H138V176H139L140 178H138V176L135 177ZM182 174H183V173H182ZM18 175H19V174H18ZM21 175H22V174H21ZM24 175H25V174H24ZM24 175H23V176H24ZM26 175H27V174H26ZM26 175H25V176H26ZM28 175H29V174H28ZM30 175H29V177H31ZM55 175H54V176H55ZM63 175H64V176H63ZM69 175H70V174H69ZM75 175H76V176H75ZM93 175H94L95 177H94ZM96 175H97V176H96ZM119 175H118V176H119ZM147 175H148V176L150 175L151 177H150V176H149V177H150L151 179H150L149 177H147ZM153 175H155L156 177H155V176L153 177ZM173 175H174V177H173ZM183 175H184V174H183ZM19 176H20V175H19ZM77 176H78V177H77ZM92 176H93L94 178H92ZM130 176H131V177H130ZM144 176H145V178H144ZM13 177H14V178H13ZM40 177H41V178H40ZM42 177H43V178H42ZM49 177H50V176H49ZM97 177H98V179H97ZM101 177H106V178H101ZM176 177H177V176H176ZM184 177H185V175H184ZM188 177H189V176H188ZM190 177H191V176H190ZM190 177H189V178H190ZM20 178H21V181H22V177H20ZM117 178H119V177H117ZM185 178H186V177H185ZM16 179H17V178H16ZM26 179H28V176H27ZM26 179H23L24 182H25V181L28 182ZM31 179H32V177L30 178V180H31ZM114 179H116V177H115ZM119 179H120V178H119ZM121 179H122V178H121ZM129 179H132V180H134L135 182L137 181L136 184L132 183V182H131L132 180L130 181L132 184H130V183H129ZM145 179H147V180H146L147 183H145V182H146ZM164 179L167 180V182L169 181V184L174 183V184H173V187L175 186L174 188H176V189H175L176 191L173 190L172 185H170V186L172 187V189H170V188H169L170 186L167 185L166 181L164 182ZM178 179H179V180H178ZM192 179H193V180H192ZM192 179H188V178H186V180L194 181V178H192ZM33 180H34V179H33ZM33 180H32V181H33ZM52 180H53V178H52ZM92 180H93V181H92ZM150 180H152V181H150ZM175 180H176V181H175ZM19 181H20V180H19ZM21 181L19 182V184L17 183L18 181H17V182L14 181V182H16V184H18V186H19L21 183H22V185L24 184V183L21 182ZM32 181H29V182H30V184H29L30 187H31V185H34V184H33L34 182H32ZM94 181H95V182H94ZM116 181H118V183H117ZM120 181H121V180H120ZM138 181H139V182H138ZM142 181H144V182H142ZM149 181H150V183H148ZM173 181H174V182H173ZM191 181H190V184H191V185H195V183L192 184ZM67 182H68V183H67ZM126 182H127V183H126ZM170 182H172V183H170ZM176 182H178V183H176ZM183 182H184V183L186 184V186H187V183H186L187 181H183ZM31 183H32V184H31ZM53 183L56 184V182H53ZM128 183H129L130 185H128ZM140 183H142V184H140ZM175 183H176V184H175ZM184 183H183V184H184ZM14 184H15V183H14ZM25 184L27 185V183H25ZM46 184H47V185H46ZM55 184H54V185H55ZM62 184H63V185L65 184V186H64L63 188H60V187L63 186ZM80 184H81V186H82V184H83V186L86 184L84 187H86V189H87V190H86V189L82 186V188H81L82 191L85 189V190H84V193H82V195H84V194L86 195V192H85V191L90 190L91 187L93 188V189L90 190V192L88 191L89 195H91V196H89V195L87 194L88 196L86 195L85 197H83V196L80 194L81 191H80L79 188H78V186H80ZM94 184H95V186H94ZM106 184H107V185H106ZM137 184H139L140 187H137ZM144 184H146V185H144ZM148 184H149V186L151 185L153 188H156V189H155L156 192L152 190L151 186H150V187L147 186ZM181 184H182V183H181ZM185 184H184V185H185ZM22 185H20L22 188H21L20 186L18 187L17 185H13V186H14V187H17L18 189L21 188V190L19 191V193H21V192H25V191L23 190V188L26 187V185H25V187L22 186ZM45 185H46V186H45ZM52 185H53V184H52ZM61 185H62V186H61ZM89 185H90V186H89ZM134 185H135L136 187H135ZM139 185H138V186H139ZM143 185H144V186H147V188H144V189H143V187H144ZM43 186H44V187H43ZM69 186H70V185H69ZM71 186H72V185H71ZM116 186H117V188H116ZM132 186H133V188H131ZM141 186H143V187H141ZM165 186H169V187H167V189H170V190L166 191L167 189H166ZM30 187H28V188H30ZM67 187H68V186H67ZM74 187H77L78 190H77V189H76V190L80 192V193L78 192V194H79V198H77V203L80 202V203H79V204H80V206H79L80 209H79V207L77 208V207L74 206V205L77 204V203H75V204L72 203V204H74V205H72V206L75 207V208H73V210H72V206H71V209H68L67 207H65V206L62 205V204L65 203V205H66L67 202H68V200H70L69 203H70L71 201L74 202L73 200L76 199V198L73 197V196H75V192H73V191H74ZM118 187H119V188H118ZM34 188H35V186H34ZM36 188L38 189V186H37ZM36 188H35V190H36ZM72 188H73V190H72ZM124 188H125V189H124ZM163 188H164V189H163ZM186 188H187V187H186ZM191 188H192V187H191ZM25 189H27V187H26ZM30 189H31V188H30ZM32 189H33V187H32ZM69 189H71V190H69ZM95 189H96V192H95ZM108 189H109V187H108ZM112 189H113V190H112ZM165 189H166V190H165ZM179 189H182V192H183L182 194H183V196H182L181 192H180L181 195L179 194V192H178ZM184 189H185V190H184ZM189 189H190V187H189ZM45 190H46V189H45ZM68 190H69L70 192L72 191L71 193H72L73 196H72V195H71V196L73 197V199H70L71 196H70L69 199H68V197H66L68 193L71 194L70 192H68ZM97 190H98V192H97ZM127 190H128V189H127ZM127 190H126V191H127ZM145 190H146V191H145ZM151 190H152L153 192H155V194L157 193L158 196L154 195L155 197L153 198V194H154V193H153ZM158 190H159V191H158ZM163 190H165V191L167 192V194H170V191H171V190L175 192V193H173V192L171 191V194L173 193V194L176 195V196L174 197V195L171 196V194H170L169 196H170L171 198H169V199H165L164 197L167 196V195H165V193L163 194V195H165V196L163 197V198H164V201H166V200H167V201L171 200V201H169L167 204H166V203H163L164 206H166V205H167V207L169 206V210H170V211H168V210H166V209H163V210H162V209L160 208V206L157 205V204H160L159 202H164V201H160V200H159V199L162 198V193L165 192V191H163ZM194 190H195V189H194ZM30 191H31V190H30ZM32 191H33V190H32ZM51 191H50V192H51ZM157 191H158V192H157ZM160 191H163V192H160ZM179 191H180V190H179ZM184 191H185V192H184ZM188 191H189V190H188ZM1 192H2V187H1V185H0V193H1ZM26 192H27V191H26ZM39 192H42L43 195L39 196ZM94 192H95V193H94ZM142 192H143V195L141 194ZM168 192H169V193H168ZM176 192H177V193H176ZM191 192H193V191L191 190ZM28 193H29V192H28ZM60 193L62 194V191H61V192L57 191V193H55V195H59ZM73 193H74V194H73ZM93 193H94V194L97 193V194H96L97 196L94 195ZM146 193H147V194H146ZM30 194H29V195H30ZM69 194H68V195H69ZM144 194H146V196H145ZM193 194H194V193H193ZM20 195H21V196H20ZM76 195H77V193H76ZM93 195H94V197H93ZM179 195L182 197V199H180V196H179ZM77 196H78V195H77ZM77 196H75V197H77ZM80 196H81V197H80ZM26 197H27V196H26ZM26 197H25V198H26ZM39 197H40V198H39ZM41 197H42V200H40ZM65 197H66L67 199L64 200ZM88 197H89V199H88ZM147 197H148V198H147ZM167 197H168V196H167ZM177 197H178V198H177ZM191 197H192V195H191ZM43 198H45V199H43ZM54 198L57 199V197H54ZM80 198H83V199L85 200V202H83V200L81 201ZM163 198H162V199H163ZM56 199H55V200H56ZM78 199H80V200L78 201ZM145 199H147V201H146ZM152 199H153V200H152ZM162 199H161V200H162ZM89 200H90V201H89ZM96 200H97V201H96ZM194 200H196V199H194ZM194 200H193V201H194ZM29 201H30V204H31L32 207L30 206V204H29V206L26 205V202L29 203ZM46 201H47V203H46V202H45V203H46V205H48V204H49V201H48V200H46ZM63 201H64V202H63ZM88 201H89L90 203H87V204H86V202H88ZM145 201H146L147 203H146ZM167 201H166V202H167ZM22 202H23L24 204H23ZM156 202H158V203L156 204ZM184 202H183V204H184ZM195 202H196V201H195ZM195 202H193V203H195ZM51 203H50V206H49V205L47 206V208H48V207H51ZM57 203H58V201H57ZM91 203H93V204H91ZM187 203H188V202H187ZM191 203L189 202L188 204H191ZM22 204L24 205V207H23ZM55 204H54V205H55ZM79 204H77V205H79ZM88 204H89V205H88ZM165 204H166V205H165ZM169 204H170V205H169ZM183 204H182V205H183ZM185 204H186V203H185ZM77 205H76V206H77ZM85 205H86V207H84ZM87 205H88V206H87ZM193 205H194V204H193ZM68 206L70 207V205H68ZM161 206H162V205H161ZM184 206H186V205H183V207H184ZM0 207H1V206H0ZM53 207H55V206H52V209H53ZM81 207H82V208H81ZM167 207H164V208H167ZM181 207H182V206H181ZM186 207H187V206H186ZM27 208H28V209H27ZM86 208H87V209H86ZM192 208H193V207H192ZM194 208H195V207H194ZM2 209L0 208V210H2ZM13 209H15V210H13ZM17 209L22 213L21 215H23V217H22V216L19 214V216L21 217V218H19V219H18V217H16L17 214H18V210H17ZM50 209H51V208H50ZM56 209H57L58 211H57ZM78 209H79V210H78ZM81 209H82V210H81ZM83 209H84V210H83ZM3 210H2V211H3ZM16 210H17V211H16ZM32 210H33V209H32ZM150 210H151V213H152V212H155V213L150 214ZM164 210H166V211L169 212V213L166 212L167 214H165ZM195 210H196V209H194V211H195ZM33 211H34V210H33ZM85 211H86V212H85ZM182 211H183V213H182ZM28 212H29V211H28ZM67 212L69 213V214H68L69 217H68L67 215L64 214V213H67ZM162 212H163V213H162ZM170 212L172 213V215L170 214ZM195 212H196V211H195ZM34 213H35V212H34ZM54 213H55V212H54ZM83 213H85V214H83ZM25 214H26L27 216H24ZM51 214H52V215H51ZM156 214H157V215H156ZM161 214H163V215H162L163 218H164V215H167V217H166L167 220H166V221H167L168 225H167L166 221H165V223H166V226H168V227L165 226V228H164V225H165L164 220H165L166 218H164V220L162 221L163 218H160V217H159ZM169 214H170V217H168ZM181 214H183V215H185V216L182 217ZM187 214H188V213H187ZM192 214L195 216L194 218H193ZM81 215H83V216H81ZM85 215H86V216H85ZM136 215H140L139 217H140L141 219H144V218H147V217L150 218V219L147 218V220H146V219H144V220L148 222L147 224H148V227L151 228V232H152V229H153L154 226L152 227V226H151L152 224H149V222H150V223L152 222V223H155V224H156V222H157V224H158V222L161 220V221H160L161 224H158V225L160 226V228L164 229V230H163L164 232H165L166 229H167V232H168L169 229H170L171 232H172L171 227H173V229H174L173 231L175 232V233H174V232H173V233L176 235L175 238H176L177 242H178L180 245H177L176 243L173 242V241H175V240H174V236H175V235L170 234V237H169V234H162V233L160 232L161 230L157 229L159 226H158V227L156 226L157 228L154 227V229H157L158 231H157V230H153V233H152V234H153L154 237H153V236L150 237L151 234L149 235V234L147 233V231L144 230L145 228H144V229L141 228V227L144 226V225H142V226L140 225L141 227H138L139 225H138V226H137V225H134V224H137V223H134V224L132 223L134 219L136 220V219L138 218ZM153 215H155V216H153ZM196 215H197V212H196ZM35 216H36V215H35ZM39 216H38V217H39ZM66 216H67V217H66ZM80 216H81V218H82L83 220H88V221H85V226H84V221H83L81 218H79ZM135 216H136V218H135ZM150 216H152V218H151ZM156 216H157V217H156ZM142 217H143V218H142ZM15 218H17V220H16ZM23 218H24V219H23ZM33 218H34V215H33ZM66 218H67V219H66ZM69 218H71V219H70L71 222H72V221H74V222H73V223H70V222H69ZM133 218H134V219H133ZM140 218H138V220H139ZM191 218H192L193 220H192ZM14 219H15V220H14ZM27 219H28V218H27ZM35 219H37V217H36ZM50 219H52V217H51ZM62 219H63V220H62ZM132 219H133V220H132ZM141 219H140V221L142 222L141 224H143L144 220L142 221ZM151 219H152V220H151ZM177 219H180V220H177ZM195 219H196V218H195ZM11 220H12V221H11ZM19 220H21V222H24L23 225H22V223H20V225H22V227L24 226L25 228H27V231L29 230L31 233L28 232V233H25L24 236H22L24 232H23V230H20V227H19V230L22 231V233H21L22 235H21L20 237H18V234H19L18 232H16V233H8V231H6V229L10 230L11 228H14V230H15V229H18V228H16V226L19 225V222H20ZM22 220H23V221H22ZM39 220H40V218H39ZM91 220H92V222H90ZM106 220H107V221H106ZM148 220H150V221H148ZM182 220H183V223L180 222V221H182ZM33 221H34V220H33ZM63 221L66 223L65 225H67V226H66L67 228H64L65 225H63L64 223L62 224ZM81 221H82V222H81ZM105 221H106V222H105ZM185 221H189V223L187 222V224H186V223H184ZM3 222L5 223V225L3 224ZM40 222H41V221H40ZM87 222H90V224H92V226H91L89 223L87 224ZM94 222H95V223H97V222H102V223H101V224L98 223V224L96 225ZM108 222H110V223H109V224H110L109 226H107ZM135 222H136V221H135ZM6 223H7V225H6ZM10 223L13 224V227H11V224H10ZM52 223H53V224H52ZM60 223L63 225V228L61 227V224H60ZM67 223H68V224H67ZM82 223H83V226H82ZM105 223H107V224L105 225ZM163 223H164V225L161 226ZM111 224H112V225H111ZM131 224H132V225H131ZM144 224H145V223H144ZM147 224H146V226H147ZM157 224H156V225H157ZM9 225H10V226H9ZM15 225H16V226H15ZM20 225H19V226H20ZM33 225H32V226H33ZM50 225H51V226H50ZM93 225H94V226H93ZM102 225H103V226H102ZM149 225H150L151 227H150ZM153 225H154V224H153ZM169 225H170V226H169ZM194 225H195V226H194ZM14 226H15V227H14ZM70 226H71V227H70ZM98 226H99V227H98ZM146 226H144V227H146ZM10 227H11V228H10ZM17 227H18V226H17ZM24 227H23V228H24ZM46 227H49V228L52 227V230L49 231V229H48V228L46 229ZM68 227H69V228H68ZM102 227H103V228H102ZM185 227L190 228V229L185 230ZM59 228L64 229V230H61V229H60V231H61L62 234H67V232H65V231H66V230L68 231V236H67V235H63L64 237L66 236V238H64V240H66V241H62V239L60 238L62 234H61L60 232H59V233H58V232H55V231H59ZM72 228H73V229H72ZM81 228H82V229H81ZM104 228H105V229H104ZM106 228H107V229H106ZM110 228H111V229H110ZM146 228H147V227H146ZM149 228H148V230L150 231ZM45 229H46L47 231H46ZM65 229H66V230H65ZM69 229H70L71 232L69 231ZM87 229H88V230H87ZM89 229H90V230H89ZM11 230H12V229H11ZM11 230H10V231H11ZM43 230H45L46 233H48V235H46V236H47V239L45 238L46 236H44V235H45V231H43ZM76 230H77L79 233H76V232H77ZM98 230H99V231H98ZM170 230H169V231H170ZM188 230H189V231H188ZM12 231H13V230H12ZM16 231H18V230H16ZM35 231H36V233H35ZM51 231H52V233H54V236H56V237H54V236H50V235L52 234ZM88 231H92V232H88ZM163 231H162V232H163ZM181 231H180V232H181ZM13 232H14V231H13ZM49 232H50L51 234H50ZM63 232H65V233H63ZM69 232H70V234H71V233H72V234H75V233H76V234H75V235H72V234H71V236H70V238H69V235H70ZM73 232H74V233H73ZM87 232H88L89 234L91 233V234H90L91 236H88V235H87ZM94 232H95L96 234H94ZM98 232H99V233H98ZM122 232L124 233V235L122 234ZM130 232H131V231H130ZM164 232H163V233H164ZM176 232H177V234H176ZM182 232H181V234H182V236H183L184 233H182ZM2 233H3V234H2ZM42 233H43V236H44V237L42 236ZM81 233H82V234H81ZM102 233H103V234H102ZM149 233H150V232H149ZM155 233H158V234H155ZM165 233H166V232H165ZM169 233H170V232H169ZM9 234H10V235H9ZM56 234H61V235L58 236V235H56ZM84 234H85L86 236H83ZM108 234H109V235H108ZM128 234L130 235L129 232H128ZM136 234H137V235H136ZM140 234H142L141 236H142L143 238L140 237ZM143 234H144V235H143ZM159 234H161V235H159ZM189 234H190V235H189ZM19 235H20V234H19ZM52 235H53V234H52ZM79 235H80V236H79ZM93 235H94V236H93ZM111 235H112V236H115V237L111 238V237H112ZM148 235H149V236H148ZM157 235H159V237H158ZM165 235H167V237H168L169 240H168V239H167V240L165 239V238H166ZM171 235L173 236V238H172ZM38 236H39V237H38ZM63 236H62V237H63ZM135 236H134V237H135ZM161 236H162V237H161ZM179 236H181V235H179ZM32 237H33V240H32ZM35 237L38 238L39 241H40V240H42V241L39 242ZM42 237H43L44 239H42ZM50 237H51V238H50ZM52 237H54V238H53V239H54L53 242H52V240H51ZM72 237H73V238H72ZM74 237H75V238H74ZM77 237H78V239H77ZM79 237H80V238H79ZM82 237H83V238H82ZM86 237H87V238H86ZM123 237H124V238H123ZM131 237H132V236H131ZM155 237L157 238V241L154 240V239H156ZM185 237H186V236H184V237H182V238H180V239L184 240V239L187 238L188 241H189V240L192 238V235L190 236L191 238H190V237H189V238H188V237L185 238ZM28 238H30V239H28ZM34 238H35V239H34ZM59 238H60V239H59ZM71 238H72V239H71ZM89 238H90V239H89ZM101 238H104V239H101ZM108 238H110V239H109V240H106V239H108ZM140 238H141V239H140ZM159 238H160V239H159ZM80 239H81V240H80ZM83 239H84V240H83ZM85 239H86V241H85ZM91 239L93 240V242L90 241ZM95 239H96V243L94 242ZM99 239H100V240H99ZM112 239H113V240H112ZM115 239H117V240H115ZM129 239H131V238L129 237ZM170 239H171V240H170ZM187 239H186V240H187ZM195 239H196V238H195ZM16 240H17L19 243L21 242V243H25V244L23 245V244L20 243V247H19V246H18V243H17ZM28 240H29V243H28ZM30 240H31V242H30ZM48 240H49V241H48ZM60 240L62 241V244H61ZM77 240H80L79 242H80L81 244H80L79 242H77ZM101 240H102V241H101ZM104 240H105V241H104ZM150 240H152V241H150ZM160 240H161V241H160ZM186 240H185V241H186ZM33 241H37V242H34V243H33ZM46 241H48V242H46ZM55 241H56V242H55ZM107 241H109V242H107ZM116 241H118V243H119L121 246H118V243H114V242H116ZM119 241H120V242H119ZM122 241H124L123 244H121ZM158 241H160V242L158 243V244H159L158 246H157V245H156V246L154 245V247H151V245L154 244L153 242H156V243H157ZM191 241L194 242V244H191V245H195V243L197 242V239H196V241H195L194 239H192ZM44 242H46V243H44ZM51 242H52V243H51ZM58 242H60V243H58ZM82 242H84V243L82 244ZM85 242H86V244H87V242H88V244H89V243H90V244H89V245H88V244L86 245ZM99 242H100L101 244H100ZM105 242H107V243H105ZM169 242H170V244H169ZM15 243H17L16 245H17L18 247L13 246V244H15ZM26 243H27V244H26ZM30 243H31V244H30ZM38 243H39V244H38ZM42 243H43V244H42ZM56 243L59 244V245H61V246L59 247V245H56ZM98 243H99V244H98ZM112 243H113V244H112ZM127 243H128V242H127ZM147 243H148V245H147ZM152 243H153V244H152ZM156 243H155V244H156ZM163 243H164V242H163ZM186 243H187V242H186ZM189 243H190V241H189ZM7 244H8V245H7ZM9 244H10V246H9ZM32 244H33V245H32ZM34 244H35V245H34ZM37 244H38V245H37ZM45 244H46V245H45ZM50 244H51V245H50ZM52 244H53V245H52ZM115 244H116L117 246H116ZM125 244H126V243H125ZM125 244H124V245H125ZM144 244H145V245H144ZM165 244H166V243H165ZM171 244H172V245H171ZM5 245H6L7 247L9 246V248L6 249ZM22 245L24 246V248H23ZM28 245H29V249H30V250L32 249V250H31V253H30V251H28L29 249H27V248H28ZM31 245H32V246H31ZM47 245H48V246H47ZM83 245H84V246H83ZM104 245H105V246H104ZM107 245H108V247H107V249H105ZM137 245H138L139 247H138ZM163 245H164V244H162L161 247H160L161 250L163 249V248H162ZM170 245H171V246H174V247H176V245H177L178 248H177V249H176V248L171 249ZM181 245H183V246H182L183 249H181V251L179 250L177 253H175V252H176L175 250L180 249V248H181ZM26 246H27V247H26ZM33 246H36V247L34 248ZM52 246H53V247H52ZM88 246L90 247V250H91L93 247H94V248L96 247L95 249H94V248L92 249L93 251H94V250L96 251V252L94 251L95 254H98V255H94V257H95L94 259H91V257L93 258V254H94V253H92L93 251H89V249L87 250V248H89ZM110 246H111V247H110ZM140 246H141V247H140ZM142 246H143V247H142ZM165 246H166V245H165ZM165 246H164V247H165ZM12 247H14V248H12ZM15 247L18 248V249L16 250V251H17L16 253H15V252L13 253V254H15V256H14V255H11V253H12V251L15 249ZM21 247H22V248H21ZM47 247H48V248H47ZM86 247H87V248H86ZM102 247H103V248H102ZM104 247H105V248H104ZM109 247L112 248L111 250H113V253H114V254L111 253L112 251H111V252L109 251V250H110ZM113 247H114V248H113ZM119 247H121V249H120ZM137 247H138V248H141V250H140V251L137 250ZM157 247H158V248H157ZM168 247H167V248H168ZM179 247H180V248H179ZM196 247H197V246H196ZM25 248H26V249H25ZM45 248H46V249H45ZM52 248H53V249H52ZM100 248H102L103 251H102V249H100ZM117 248H118V249H117ZM122 248H123L124 250H123ZM125 248H126V249H125ZM147 248H148V249H147ZM192 248H195V247H192ZM192 248L190 249V251L192 250ZM19 249H20V250H19ZM39 249H42V250H39ZM59 249H60V250H59ZM99 249H100V250H99ZM195 249H196V248H195ZM195 249H194V250H195ZM3 250H1V252H2ZM18 250H19V251H18ZM46 250H48L47 252H49V253H47V252L44 253V251H46ZM49 250H50V251H49ZM53 250H55V252H54ZM63 250H64V251H63ZM98 250H99V251H98ZM104 250H105V252H106V250L109 251V253L106 252V253H107V254H106V253L104 252ZM163 250H164V249H163ZM165 250H166V249H165ZM14 251H15V250H14ZM21 251H22L23 253H22ZM24 251H25V252H24ZM40 251H41V252H40ZM87 251H88V252H87ZM1 252H0V254H1ZM20 252H21V253H20ZM26 252H27V253H26ZM42 252H43L44 254H43ZM50 252H51V253H50ZM89 252L92 254L91 257L89 256V255H91ZM97 252H98V253H97ZM116 252H117V253H116ZM141 252H143L144 256H145V253H147V255H150V254H149L150 251H149V253H148L147 251H145V253H144L143 250H142ZM165 252H166V251H165ZM191 252H193V251H191ZM194 252H196V250H195ZM3 253H5V251H3ZM28 253H29V254H28ZM64 253H65V254H64ZM99 253H100V254H99ZM102 253H103L104 256L102 255ZM110 253H111V254H110ZM155 253H156V252H155ZM161 253H163V251H162ZM16 254H17V256L19 255L20 257H19V256L17 257ZM25 254H28L27 257H28V258L30 257V259H28L27 257H25V256H26ZM42 254H43V256H42ZM108 254H109V255H108ZM118 254L120 255L119 258H118ZM156 254H157V253H156ZM181 254H182V256H181ZM189 254H191V253H189ZM195 254H196V253H195ZM3 255H4V258H5L6 253L0 255V257H2V258H0V259H1L0 261H2V259H3ZM24 255H25V256H24ZM49 255H50V256H49ZM99 255H100L102 258H101V257H98ZM113 255H114V256H113ZM129 255H130V256H129ZM153 255H154V254L152 253V255H151L150 257L153 258V257L156 256V255H155V256H153ZM179 255H180V256H179ZM10 256H11V257H10ZM22 256H23V257H22ZM38 256H40V257H38ZM96 256H97V257H96ZM112 256H113V257H112ZM157 256H161V254H160V255H157ZM157 256H156V257H157ZM164 256H163V257H164ZM173 256H172V257H173ZM192 256H193V255H192ZM195 256H196V255H195ZM195 256L193 257V260H194ZM41 257H43V258H41ZM58 257H57V258H58ZM65 257H62V258L65 259ZM70 257H71V259H73L72 257H74V256H70ZM142 257H143V256H142ZM150 257H149V258H150ZM163 257H159V261H158V258H157V261H156V262H158V263L161 262L160 258H163ZM178 257H180V258L177 259ZM186 257H187V255H186ZM9 258H11L10 261H11L12 263L8 260ZM15 258H16V259H15ZM38 258H40L41 260L38 259ZM53 258H54V257H53ZM53 258H52V259H53ZM57 258H55V259H57ZM100 258H101V259H100ZM140 258H141V257H140ZM152 258H151V259H152ZM187 258H188V257H187ZM187 258H184V259H187ZM189 258H191L190 255H189ZM24 259H22V261H21V259H19V262H20V263H18V264H24V261H23ZM52 259H51V260H52ZM55 259H54V260H55ZM71 259H69L68 262H66V260H65L64 262H63V261H62V262H63V264H69V262H71L72 264H74L72 261H70ZM83 259H84V260H83ZM85 259H87V261H86ZM120 259H123V260H120ZM151 259H147V261H150ZM166 259L169 261V263H168V261H167ZM184 259H182V260L180 259V261H179L177 264H179V263H180V264H186V263L189 264V263L191 262V260H189L190 262H188V261L186 262ZM48 260H47V261H48ZM54 260L51 261V264H52V263H53V264H56L55 262L58 261L59 259H58V260H55V261H54ZM61 260H63V259H61ZM61 260H59V262H60ZM91 260H92V261H91ZM118 260H119L120 262H119ZM4 261H2L1 263H3ZM40 261H41V262H40ZM47 261H46V263H47ZM85 261H86V262H85ZM145 261H144V263H147V262H145ZM8 262H9V263H8ZM48 262H50V261H48ZM83 262H84V263H83ZM92 262H93V263H92ZM123 262H124V263H123ZM150 262H151V261H150ZM150 262H149V263H150ZM1 263H0V264H1ZM4 263L6 264V262H4ZM36 263H37V262H36ZM39 263H38V264H39ZM57 263H58V262H57ZM60 263H61V262H60ZM71 263H70V264H71ZM152 263H153V261H152ZM158 263H157V264H158ZM192 263H194V262L192 261ZM192 263H191V264H192ZM41 264H42V263H41ZM101 264H102V263H101ZM112 264H113V263H112ZM126 264H129V263H126ZM130 264H131V263H130ZM139 264H140V263H139ZM155 264H156V263H155ZM159 264H160V263H159ZM161 264H163V263H161Z\"/></svg>", "mask_w": 264, "mask_h": 264}, {"label": "crops", "instance_id": "0c3cea01", "mask_svg": "<svg viewBox=\"0 0 264 264\" xmlns=\"http://www.w3.org/2000/svg\"><path fill=\"white\" fill-rule=\"evenodd\" d=\"M4 179L5 182L7 183V186L4 188V191L2 189L3 192L0 193V206L4 205V207H11L13 205H16V207L18 208L19 206H21V199H18L15 197V194L19 193L18 189L17 192L14 193V190L16 189V187H12L11 182L8 180L9 179V174L8 172H5L4 174ZM8 180V181H7ZM13 188H15L14 190H12ZM14 193V195H13ZM12 194V195H11ZM9 195V196H8ZM12 197H11V196ZM4 198V199H3ZM3 200V201H1ZM4 202V203H3ZM14 203V204H13ZM18 204V205H17ZM11 205V206H10ZM3 207V206H2ZM13 206V208H16Z\"/></svg>", "mask_w": 264, "mask_h": 264}, {"label": "clouds", "instance_id": "9594fccd", "mask_svg": "<svg viewBox=\"0 0 264 264\" xmlns=\"http://www.w3.org/2000/svg\"><path fill=\"white\" fill-rule=\"evenodd\" d=\"M16 0H0V16L4 15L8 9L15 7Z\"/></svg>", "mask_w": 264, "mask_h": 264}]
</instances>
